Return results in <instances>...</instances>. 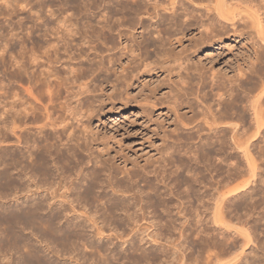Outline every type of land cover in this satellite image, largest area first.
<instances>
[{"label": "bare ground", "instance_id": "obj_1", "mask_svg": "<svg viewBox=\"0 0 264 264\" xmlns=\"http://www.w3.org/2000/svg\"><path fill=\"white\" fill-rule=\"evenodd\" d=\"M84 1V0H83ZM96 0H93V2H95ZM104 1V0H103ZM107 1V0H106ZM126 1V0H125ZM135 1H137V0H135ZM140 1H142V0H140ZM140 1L138 0V4H135V3H137V2H133V9L131 8V4L130 5H128V6H130V8L132 9V10H134V11H131V9H129L131 12H132V14H133V12H135V13H137V15L138 16H143V17H141L140 19H139V22L137 23L138 24V26L140 27V29H142L143 31H142V35H141V40H139V39H135V36H130L129 34V32H127V33H122V31H119V38H122V39H125L126 41V45L125 46H123V47H121L120 49H119V51H120V57H123L127 62H126V65L125 64H123V65H121V66H119V71H117V69L116 70H114L113 72H115V74L113 73V75H116L117 74V76L118 77H116V79H115V82H116V84L114 83V82H112V83H114L113 85L109 82V80L111 79L110 78V73H111V70L113 69H111V68H108V69H106V70H108V74H107V72L106 71H104V72H106V74H105V78H102V79H104L103 80V82H101V83H107V86H111L112 88V90L113 91H118V90H122V87H119V88H121V89H119L118 88V85L120 84V86L122 85L120 82H126L127 80H129V83H130V87H135L134 85L136 84V82H138L142 77H144V76H146V75H149V76H152V74H154L156 71H158V69H159V78L160 79H162L161 78V76L162 75H165L166 74V76L165 77H167L168 76V73H169V78H170V76H172L173 74L175 75V73H172V72H174L175 70H173L174 69V67L177 65L180 69H183V71L185 70V73L188 71V72H190V74L189 73H187L188 74V76L189 75H193L194 77L195 76H197V77H199L198 79H200V81H201V85H202V87H203V90H204V88L206 89V86H207V80L208 79H210V91L209 92H207V93H205V95H204V97H203V99L204 100H202L201 99V96H198L197 98L199 99V97H200V99L202 100V101H205V102H208V101H214V100H217V109H213V107L211 106V105H208V106H206V104H204V106L205 107H203V110L202 111H200V114L202 113V116L204 117V120L203 121H201L202 123L201 124H203V125H205V127L207 126V128H208V131H209V129H210V132H209V135H210V133H212V132H214L215 134V136H219L218 138H217V141H215L216 139H214V141L215 142H210V141H212V140H210V139H208L209 141L207 142V143H204V144H202L201 146H200V148L202 149V151L204 152L203 153V158L204 159H206V156H207V154L212 150V148L213 147H215V146H218V148L216 147V149H214L215 150V152L214 151H212L214 154L215 153H218V152H223V153H225L226 152V150L228 149H230L231 150V152H230V156H231V158L233 159V161H231V164H232V166H233V170L235 171V175H237V177L238 178H240L241 179V183L239 184V182L238 181H240V180H238L237 182V184H239L238 186L236 185V181H233V183H232V185L230 184L232 181H228L229 182V184L231 185H228L227 183V186L225 185V183H223L224 182V179L222 180V179H219L218 181H216L215 180V183H214V185L216 184V188L215 189H212V187H214L213 185H212V187L209 189V187L207 186V185H210V183H211V181L206 185L208 188L207 189H209L208 191H207V189H206V191H205V193H203V194H201L200 193V191H201V189H199L200 187H198V185L199 184H197L196 183V185H197V187H198V189H199V191H197L198 193H200L201 195L199 196L198 194L196 195V193H195V196L197 197V196H199V197H197V201L196 200H194V201H196L195 203H197V202H199L197 205L200 207V209H201V206H202V211H203V213H200L199 211H196V210H198L199 209V207L197 208V207H194V209H195V214H194V216H196V221H195V223L193 222L194 220H193V218L191 219V217H194L193 215L191 216V211H193L192 209H190V208H192L190 205V207H189V209L191 210H189V212H190V214L188 213H184V203L185 202H187L188 200L185 198V195H187V193H189V192H187L185 195H183L184 196V198L187 200V201H185L184 203L183 202H179L180 204H179V208L177 209V213L176 214H174L173 212H172V210H170L171 208V204L173 203V198H170V199H163V197H162V199H161V201H159V206L160 207H164V208H162L164 211H163V213H165L166 214V219H163L164 218V216H165V214H164V216H163V213L162 214H160V216H158L159 218L161 217H163L162 219L163 220H165L164 222H165V228L164 227H162V225H164V223H163V221L161 220L160 221V219H159V223L160 222H162V225L161 224H159V225H161V228L163 229H165V231L164 232H159V234L161 233H168V238H169V236H170V238H172V237H174L175 236V239L173 238V240H171L172 242H168L169 240H168V238L166 237V235H165V237L167 238H164L163 236V238H164V240H166L168 243H167V245L168 244H170V246H171V248H170V252L171 253H169V249L168 250H165V249H163V248H165V247H162V249H159V258H161L160 260H159V262L162 260V258L164 259L163 260V262H164V264H188V259H189V262H195V260H197L196 258H195V256H194V258L195 259H193V260H191L190 261V258L192 257V254L193 253H191L190 251H189V253H191L190 255L191 256H187V260L185 259V256H186V254L184 253L185 251H186V247L187 246H185V245H189V247H187V248H189V249H187V252H188V250H190V244L192 243V244H194V245H196L197 244V242H198V240L197 239H199V242L200 243H204L205 244V241H210V240H212L213 241V239L215 238V234H213L212 236L210 235V234H212L211 232L212 231H209V229L211 230L212 228L214 229V230H216V231H221L222 230V228H223V226L225 225L226 227H228L229 226V224L231 223V224H233L234 222H236L237 223V221H238V219H239V221H240V225H241V229L238 227L239 226V224L237 225L236 223H234V225L237 227V228H235V226L234 225H232V226H230V228H235V229H237V231L239 230V231H241V234H235L234 233V236L236 235V237H237V235L239 236V237H241L240 239L242 240L243 239V241L242 242H244V244L241 242V240H240V242H239V245H241V243H242V245L241 246H243L245 249H247V248H249L248 246L251 244V242H252V237L250 238V236H252L251 234H250V229L251 228H253V229H255V228H257V227H255L254 225H257V224H255L256 223V220L258 219H260V220H264V0H213L214 1V3L213 4H206L205 6H202L201 4V6L200 5H196V2H195V0H160V3L159 4H140ZM150 1V0H149ZM155 1V0H154ZM199 0H197V2H198ZM201 1V0H200ZM199 1V2H200ZM203 1V0H202ZM206 1V0H205ZM209 2H211L212 0H208ZM212 1V2H213ZM111 2V4H112V0L110 1ZM116 2V1H115ZM117 2H119V1H117ZM168 2V4H166ZM211 2V3H212ZM96 3V2H95ZM94 3V4H95ZM100 3H101V1H100ZM108 3H109V1H108ZM123 1H122V3H118L119 5H117V6H119V8L121 7H124V6H122L123 5ZM151 3V2H150ZM244 3H248V4H244ZM93 4V3H92ZM103 4V3H102ZM115 4V3H114ZM117 4V3H116ZM120 4H122V5H120ZM135 4V5H134ZM71 5V4H70ZM78 6L80 5V4H77ZM85 5V4H84ZM83 5V7H82V10H83V8L84 7H86L84 10H86L87 9V6H84ZM90 6H92L91 4H89ZM88 5V6H89ZM95 5H97V4H95ZM109 5V4H108ZM124 5H126V4H124ZM32 6V5H31ZM69 6V5H68ZM88 7L89 8V10H92L91 8L92 7ZM102 6V5H101ZM107 6V3L105 2V7ZM116 6V7H117ZM127 6V5H126ZM75 7H77L76 5L75 6H73V5H71V8H75ZM79 7H81V6H79ZM96 7V9H98L99 7H100V5L98 6V8H97V6H95ZM109 7V6H108ZM107 8V7H106ZM105 8V9H106ZM127 9L128 7H124V9ZM52 9V8H51ZM95 9V10H96ZM109 9H110V7H109ZM123 9V10H124ZM102 11V10H101ZM101 11H98V12H101ZM108 11V10H107ZM120 11V10H119ZM124 11H126V10H124ZM124 11L122 12V13H124ZM127 11H128V9H127ZM129 11V12H130ZM84 12V11H83ZM83 12H81L80 11V14L82 13V16H81V18L82 17H84L85 16V14H83ZM86 12V11H85ZM97 12V11H96ZM105 12H106V10H105ZM104 12V10H103V12H101V13H99L100 15L101 14H104L105 13ZM112 13H110V14H114L113 12L114 11H111ZM118 12V11H117ZM121 12V11H120ZM87 13H88V11H87ZM107 13V12H106ZM135 13L133 14V15H135ZM36 14V13H35ZM69 14V13H68ZM92 14V13H91ZM96 14V13H95ZM108 14V13H107ZM126 15L128 14L127 12L125 13ZM38 15V14H37ZM84 15V16H83ZM87 15V14H86ZM89 15V14H88ZM97 15H98V13H97ZM104 15H106V14H104ZM130 15V14H129ZM133 15H132V17H133ZM45 16V15H44ZM50 16V15H49ZM103 16V15H102ZM102 16H98V18L100 17V18H102ZM107 16V15H106ZM112 16V15H111ZM131 16V15H130ZM38 17V16H37ZM69 17V16H68ZM86 17V16H85ZM84 17V18H85ZM104 17V16H103ZM110 17V16H109ZM61 18V17H60ZM65 18V17H64ZM71 18V17H70ZM90 18H91V16H90ZM93 18H94V14H93ZM97 17H96V19H98ZM107 18V17H106ZM113 18V17H112ZM50 19V18H49ZM62 20H64L63 18H61ZM66 19V18H65ZM83 19V18H82ZM92 19V18H91ZM104 19V18H103ZM132 19V18H131ZM134 19H136V17L135 18H133V20ZM138 19V18H137ZM41 20V19H40ZM57 20L59 21V19L57 18ZM67 20V19H66ZM84 20H86V19H84ZM88 20H90V19H88ZM93 20V19H92ZM106 20H112L111 18H109V19H105V20H103L104 22L106 21ZM133 20H132V22L130 23L131 25H133L132 23H134L133 22ZM150 20L152 21L151 22V24H149V22H150ZM24 21V20H23ZM28 21V20H27ZM68 21L69 20H67V25L64 27V30L65 29H67V27L69 28L68 30H66L68 33H71V29H73V28H71L70 26H68ZM76 21V20H75ZM95 21V20H94ZM96 21H98V20H96ZM102 21V22H103ZM137 21V20H136ZM136 21H135V23H134V27H136L137 25H136ZM37 22V21H36ZM38 22H40V21H38ZM49 22V21H48ZM65 22V21H64ZM70 23H71V25H73L72 24V21L70 20L69 21ZM86 22V21H85ZM88 22H90V21H87L86 23H88ZM91 22H93V21H91ZM112 22V21H111ZM18 23H19V21H18ZM20 23H22V21H20ZM28 23V22H27ZM41 23V22H40ZM51 23V22H50ZM69 23V24H70ZM77 23V22H76ZM95 22H93V25H97V23H95ZM99 23H101L100 21H99ZM107 23V22H106ZM110 23V22H109ZM108 23V24H109ZM148 23V24H147ZM33 24V23H32ZM45 24V23H44ZM61 24V20H60V23L58 24L57 23V25H60ZM66 24V23H65ZM89 24V23H88ZM88 24H86V28L89 26ZM111 24H113V23H111ZM115 24V23H114ZM129 24V25H130ZM46 25V24H45ZM44 25V26H45ZM51 25H52V23H51ZM51 25H50V27H51ZM64 25V24H63ZM75 25V24H74ZM73 25V26H74ZM92 25V23L90 24V26ZM100 25V24H99ZM102 26H103V28L101 27V26H99V27H101L100 29L102 30V31H104V24H101ZM117 25V24H116ZM116 25H111V27L113 26H116ZM130 25V26H131ZM231 26V28H233L232 30L231 29H227L226 28V26ZM20 26V25H19ZM29 26V25H28ZM47 26H48V24H47ZM53 27L55 26V25H52ZM72 26V27H73ZM90 26L88 27V29H90ZM106 26H108V25H106ZM110 26V25H109ZM129 26V27H130ZM20 27H22V26H20ZM31 27H32V25H31ZM37 27H39V26H37ZM41 27H43V26H41ZM49 27V26H48ZM55 27H57V26H55ZM77 27V26H76ZM95 28H96V26H94ZM97 27H98V25H97ZM117 27V26H116ZM116 27H114V28H116ZM120 27H122V26H120ZM129 27L127 28L128 30H129ZM33 28V27H32ZM40 28V27H39ZM46 28V29H45ZM59 28H60V30H61V27L59 26ZM80 28V27H79ZM94 28V29H95ZM133 28V27H132ZM18 29H22L23 30V28H18ZM40 29H42V28H40ZM44 29L46 30L45 32L47 33V32H49V31H47V30H49V29H47V27H44ZM44 29H42V30H44ZM92 29H93V26H92ZM93 29V31L92 32H94L93 34H95V35H93L92 33H90V34H92V37H95L96 35H98V34H100V33H98V32H96L95 33V31H99L100 29L99 28H97V30H94ZM107 29V28H106ZM105 29V30H106ZM131 29V28H130ZM134 29V28H133ZM159 29V30H158ZM19 30V31H20ZM62 30H63V27H62ZM62 30H61V32H62ZM63 30V31H64ZM74 30V29H73ZM72 30V33L74 32ZM76 30V29H75ZM80 30V29H79ZM78 30V31H79ZM108 30V29H107ZM116 30V29H115ZM114 30V31H115ZM231 30V31H230ZM65 31V33H67ZM117 31V30H116ZM115 31V32H116ZM135 31V30H134ZM133 31V32H134ZM141 31V30H140ZM39 32V31H38ZM86 32H88L87 34H89V32L90 31H86ZM101 32V31H100ZM105 33L103 34L102 32V34H103V36L106 34V31H104ZM109 32H112L113 33V29L112 28H110V31ZM19 32H17L16 34L17 35H21V34H23L21 31H20V33L18 34ZM28 33V32H27ZM44 33V32H43ZM43 33H42V35H43ZM45 33V34H46ZM60 33V32H59ZM59 33L57 34V36H59ZM67 33V34H68ZM76 33V32H75ZM79 33V32H78ZM108 33V32H107ZM112 33L109 35V33L107 34L108 36H111L112 35ZM132 33V32H131ZM16 34H15V36H16ZM39 34V33H38ZM38 34H37V36H38ZM44 34V35H45ZM51 34H53V35H55L54 34V31H53V33H52V31H51ZM66 34V36L64 37V35H60L59 36V38H52V42H50L48 45L49 46H47L46 44V48L48 49H46L44 46H42L43 47V49L45 48V50H47V51H49V53L50 54H48V56L47 55H45V60H43L44 58H41L42 56H39L38 57V54L40 53H38V47H37V56H35V54H34V52H33V54L34 55H32V54H29L30 56H31V58L32 59H29L30 57H26L27 59H29L28 60V62L29 63H27V62H25V61H23L22 59H24L25 60V58H23L24 57V55L22 56H20V49H19V51H17V54H16V50L14 49L15 47L17 48L18 47V45H20V46H24L23 45V43L25 42V38L26 37H24V39H23V35L21 36V37H15V39H13V40H11V41H13L16 45H15V47H14V44H13V49L15 50H13V51H11L10 49V51L9 50H7L5 47H8L9 46V44L8 43H6V44H8L7 46H4L5 44L3 43V42H1V43H3L2 45V47H3V49H1V45H0V52H1V56H0V62H1V66H2V68H3V76H2V81L3 82H6V84L8 83V82H10V81H8L9 80V78H7V76L5 75L6 74V72H5V74H4V67H5V63L6 64H8V66H10L9 65V63H8V60L6 61V59H7V56L9 55V56H11L12 55V53L13 52H15V54L16 55H18V53H19V55L18 56H20L21 57V60H20V57L18 58V57H16V55L14 56V57H16V59H17V61L18 62H16V65H12L14 62V60L12 61V64H11V66H15V67H12V68H14V69H12V68H10V70L12 69V71L10 72V71H8V72H10L11 74H9V76L11 77V79H13L14 77L16 78L17 77V75H22L21 73H23V75L26 77V79H34L36 76H40V77H45L43 80H45V82L44 83H42V85L40 86V85H38L39 84V82H38V84H37V81H36V83H32V82H34V80L33 81H31V83L33 84H30L32 87L35 85V84H37V85H35L36 87L33 89V91H32V87H31V90H30V92L29 91H27V89H26V91H27V93L26 92H24L25 91V88L23 89L24 91V93H26V94H28V96L29 97H32V96H34V97H38V98H40V101H41V99H43V97H44V95H42V93H44V91H42L41 92V90L43 89V88H46L47 89V92L49 91V89L51 90V88H52V91H53V88L55 89L57 86L58 87H61V86H59L62 82H64V83H62V84H64L63 86L65 87L64 88V93L65 94H67L66 95V100H67V103L65 104V105H63V106H61V104H60V106L66 111L65 113H67V115H68V113H69V116H67V117H71V119H69V121H72L73 119H76V117L78 116L79 117V114H83V113H80V108L82 107V110H83V112H84V110H86L87 108H89V109H87L88 111L90 110V107H92V106H94V108H95V104L93 105V103L96 101H94L92 98H94V99H96V98H98V100H99V97H100V95L101 94H99V95H97L96 93H97V91H95L96 93V95L94 96V95H92L94 92L91 90V91H89V88L91 87V86H89L88 84H84V83H81V81H80V83H78L79 82V80H80V74H77L76 73V71H74L72 68H69L70 66H68V69L65 71L66 73H67V75H68V77H66L65 75H64V77H62L63 75H62V73H61V71L63 70L64 71V69L62 68V70L60 69L61 67H60V65L59 64H61V66H63V67H65V66H67V64H68V61H69V59H68V61L66 60V59H64V58H67V56H66V53H71L72 51H70L69 52V50H68V47H70V43L68 42V41H66V38H67V36H69L70 34H68L67 35ZM114 34V33H113ZM137 34V33H136ZM156 34V35H155ZM43 35V36H44ZM46 35H48V33L46 34ZM45 35V36H46ZM78 35H80V34H78ZM84 35V34H83ZM155 35V36H154ZM195 35V36H194ZM25 36V35H24ZM43 36H41V37H43ZM76 36H77V34H76ZM76 36H73L72 38H74V39H76L75 37ZM89 35H87V37H88ZM103 36H101V37H103ZM113 36V35H112ZM111 36V37H112ZM139 36V35H138ZM192 36V37H191ZM14 37V36H13ZM47 37V36H46ZM51 37H53L52 35H51ZM79 37V36H78ZM90 37V36H89ZM88 37V38H89ZM91 37V38H92ZM99 37H100V35H99ZM99 37H97V39L99 38ZM105 37H107L106 35L103 37V38H105ZM117 37V36H116ZM136 37H137V35H136ZM11 38V37H10ZM10 38H9V40H10ZM30 38V37H29ZM33 38V37H32ZM88 38H85V39H88ZM110 38V37H109ZM113 38H114V36H113ZM113 38H110V39H113ZM189 38V39H188ZM224 38L225 39H229L230 41H233V42H235V43H240V42H242V41H244L245 42V45L243 46V44H242V46H243V48H242V50H241V53H240V61H239V65H238V67H237V69H236V74H233V75H235V76H233L232 78L231 77H229L228 78V75H226V74H223V71H221V70H219V68L222 66L221 65V63H220V60L222 59L221 58V53H216L215 54V52H214V54L212 53V52H210V51H212V50H214V49H216V50H219L221 47H223V44H224ZM6 39H8V38H6ZM26 39H28V37L26 38ZM37 39V38H36ZM43 40H44V38H42ZM48 39V38H47ZM47 39H46V42H47ZM73 39V40H74ZM78 39V38H77ZM76 39V40H77ZM95 39V38H94ZM242 39V40H241ZM5 40V39H4ZM29 40V39H28ZM34 40V41H33ZM33 46H34V42L36 43H38V41H35V39L33 38ZM68 40V39H67ZM90 40V39H89ZM88 40V41H89ZM96 40V39H95ZM32 41H31V39H30V41H27L26 40V42H29V43H32ZM78 41H79V39H78ZM44 42V41H43ZM0 43V44H1ZM9 43H10V41H9ZM36 43V44H37ZM62 43V45H60ZM188 43V45H185V44H187ZM12 44H10L11 46H12ZM25 44V43H24ZM28 44V43H27ZM26 44V45H27ZM39 44V43H38ZM73 44V43H72ZM99 44V43H98ZM226 44V43H225ZM224 44V45H225ZM240 44V45H241ZM30 45H32V44H30ZM75 45V44H74ZM89 45V44H88ZM91 45V44H90ZM89 45V46H90ZM94 45V44H93ZM92 45V46H93ZM96 45L97 44H95V46H93L94 48H93V50H97V48H95L96 47ZM227 45V44H226ZM233 45V44H232ZM33 46H32V48H33ZM39 46V45H38ZM77 46V45H76ZM86 46H87V44H86ZM88 46V47H89ZM24 47H26V46H24ZM29 47V46H28ZM28 47H26V48H22V50L23 49H25V50H27V48ZM35 47V48H36ZM41 47V46H40ZM41 47V48H42ZM67 47V48H66ZM72 47V46H71ZM70 47V48H71ZM77 47H80V46H77ZM76 47V48H77ZM105 47V46H104ZM235 47V46H234ZM240 47V46H239ZM19 48V47H18ZM29 48H31V47H29ZM108 48H109V46H108ZM43 49H41L40 50V48H39V50L40 51H42ZM77 49H79V48H77ZM90 49H92V47H90ZM178 49H180L179 51H177ZM227 49H228V46H227ZM29 50V49H28ZM28 50H27V53H28ZM76 50V49H75ZM75 50H73L74 52H77V51H75ZM80 50V49H79ZM195 52H200V51H205V56H204V60L207 62L208 61V63L209 64H211L212 65V63H216V67L217 66H220L219 68H218V70L220 71L219 73L217 72L218 70H216V71H214L215 69H213V72L215 73V74H212L211 73V75L210 74H208L207 75V73L208 72H206L208 69H207V67H205V63H203L204 65L202 66L199 62V64L201 65H198V64H196V62H193V57H192V53H194V51ZM6 51H9L8 53H11V55L10 54H8L7 56H6ZM63 51V52H62ZM81 51V50H80ZM80 51H78L79 53H80ZM193 51V52H192ZM30 52V51H29ZM31 52H32V50H31ZM30 52V53H31ZM44 52V51H43ZM42 52V53H43ZM74 52H72V53H74ZM111 52V51H110ZM227 52V51H226ZM22 53V52H21ZM25 53V52H24ZM44 53H48V52H44ZM71 53V54H72ZM78 53V55H79V57H80V54ZM84 52H82V54H83ZM103 53V52H102ZM105 53V52H104ZM151 53H153L155 56L157 55V57L159 58H157L158 60H159V62H158V60H157V62L159 63V68H158V63L157 62H148L147 60H148V58L147 59H142V58H139L140 56H143L144 54L145 55H147L148 57H150L149 56V54H151ZM76 54V53H75ZM95 54V53H94ZM201 54V53H200ZM224 54V53H223ZM28 55V54H27ZM27 55H25V56H27ZM28 55V56H29ZM39 55H41V54H39ZM43 55V56H44ZM77 55V56H78ZM85 55H87L88 56V54H86V52L83 54V56L85 57ZM100 55V54H99ZM102 55V54H101ZM119 55V54H118ZM152 55V54H151ZM153 55V56H154ZM47 56V57H46ZM68 56H70V55H68ZM97 56V55H96ZM200 56V55H199ZM13 57V58H14ZM118 57V56H117ZM143 57H145L146 58V56H143ZM12 58V56H11V59H13ZM72 58V56L70 57V59ZM86 58V57H85ZM151 58H152V56H151ZM155 58V57H154ZM200 59H201V57H199ZM198 58V60L200 61V59ZM8 59H10L9 57H8ZM10 59V60H11ZM97 59V58H96ZM150 59V58H149ZM203 59V58H202ZM226 59H228V58H226ZM72 60V59H71ZM102 60V59H101ZM118 60V59H117ZM124 60V61H125ZM204 60H203V62H204ZM230 60V59H229ZM16 61V60H15ZM73 61H74V57H73ZM99 61V60H98ZM109 61V60H108ZM121 61V60H120ZM120 61H118V62H120ZM150 61V60H149ZM153 61H154V59H153ZM195 61V60H194ZM107 62V61H106ZM225 63H227V61H224ZM231 62V61H230ZM75 63V62H74ZM73 63V64H74ZM125 63V62H124ZM225 63H223V65L225 66L224 68H226V64ZM15 64V63H14ZM69 64H71L70 63V61H69ZM72 64V65H73ZM97 64H98V62H97ZM99 64H103V63H99ZM98 64V65H99ZM115 64H117V63H115ZM122 64V63H121ZM228 64V63H227ZM57 65H59V69L61 70H59L58 69V67H57ZM71 65V66H72ZM76 65H79V64H76ZM82 65V64H81ZM84 65V64H83ZM104 65V64H103ZM119 65V64H118ZM74 66V65H73ZM85 66V65H84ZM100 66V65H99ZM102 66V65H101ZM101 66H100V68H101ZM111 66V65H110ZM112 66H114V65H112ZM213 66V65H212ZM76 67H77V69H78V67L79 66H75V67H73V68H75L76 69ZM228 67V66H227ZM7 68V67H6ZM17 68V69H16ZM82 67L80 66V69H81ZM99 68V70H101L100 72L102 73V69H100ZM102 68H104V66L102 67ZM115 68H117V65H116V67ZM210 68V67H209ZM212 68V67H211ZM223 68V69H224ZM231 68V66L230 67H228V68H226L225 70L227 71V70H229ZM9 69V68H8ZM7 69V70H8ZM80 69L78 70V71H80ZM207 69V70H206ZM233 69V68H232ZM82 70H84L83 68H82ZM103 70H105V69H103ZM211 70V69H210ZM231 70V69H230ZM1 71H2V69H1ZM0 71V72H1ZM21 73H20V72ZM62 71V72H63ZM109 71H110V73H109ZM212 71V70H211ZM7 72V73H8ZM18 72H19V74H18ZM64 72V73H65ZM104 72H103V74H104ZM210 72V71H209ZM29 76V77H27L26 76V74ZM99 73V72H98ZM193 73H195V74H193ZM217 73V74H216ZM226 73V72H225ZM228 73V72H227ZM234 73H235V71H234ZM1 74H2V72H1ZM1 74H0V77H1ZM151 74V75H150ZM8 75V74H7ZM60 75H62V76H60ZM83 75V74H82ZM97 75H99V77H100V73L99 74H97ZM209 75H210V77H209ZM101 76H103V75H101ZM230 76V75H229ZM18 77H20V76H18ZM53 77H58L57 79L59 80V82L58 83H54V86H53V83L51 82V78H53ZM62 77V79H60ZM186 77V79H187V76H185ZM192 76H190V78H191ZM209 77V78H208ZM193 78V77H192ZM5 79H7V80H5ZM18 79V78H17ZM15 79V81L14 82H18V80H20V79ZM51 79V80H50ZM146 79V78H145ZM177 79V78H176ZM175 78H174V81L176 80ZM194 79V78H193ZM192 79V80H193ZM195 79H197V78H195ZM198 79H197V81H198ZM14 80V79H13ZM35 80H36V78H35ZM60 80H62V82H60ZM141 80H143V79H141ZM140 80V81H141ZM162 80H164V79H162ZM177 80H179V79H177ZM177 80H176V82H177ZM8 81V82H7ZM84 81V80H83ZM168 81L170 82V79H168ZM172 81H173V79H172ZM189 81L191 82V79H189ZM199 81V82H200ZM13 82V81H12ZM11 82V83H12ZM13 82V83H14ZM20 82H21V80H20ZM30 82V81H29ZM85 82V81H84ZM142 82H144V80L142 81ZM168 82V83H169ZM176 82H172V84H171V86L169 85V87L170 88H172V90L170 89V91H173V87L176 85V84H178V83H176ZM189 82V83H190ZM194 82V81H193ZM11 83H8L9 84V86L10 85H12ZM19 83V82H18ZM60 83V84H59ZM78 83V84H77ZM100 83V84H101ZM105 83V84H106ZM128 83V82H127ZM127 83H125V86H127ZM3 84V83H2ZM7 84V85H8ZM15 85H16V83H14ZM20 84V83H19ZM22 84V83H21ZM57 86H56V85ZM103 84H101V85H103ZM198 84H200V83H198L197 82V86H198ZM6 85V86H7ZM14 85V86H15ZM137 85V84H136ZM0 86H2L1 85V80H0ZM3 86H5V83H4V85ZM19 86V85H18ZM21 86V85H20ZM25 86V85H24ZM38 86V87H37ZM94 86V85H93ZM98 86H99V84H98ZM98 86H95V89L98 87ZM200 86V85H199ZM58 87H57V89H58ZM128 87H129V85H128ZM139 87V86H138ZM142 87V86H141ZM185 87V86H184ZM190 87V86H189ZM18 88V87H17ZM15 89V87H14V89L17 91L18 89ZM62 88V87H61ZM61 88H59V89H61ZM117 88V89H116ZM186 88V87H185ZM200 88H201V86H200ZM200 88H198V89H200ZM0 89H1V87H0ZM3 89L5 90V88L3 87ZM2 89V90H3ZM8 89H9V87H8ZM10 89H13V87H11ZM9 89V90H10ZM22 89H19L17 92H16V94L17 93H19V95H20V92H22ZM30 89V88H29ZM57 89L56 90H54L53 92L54 93H56L55 91H57ZM58 89V90H59ZM168 89V90H169ZM186 89H188V87L186 88ZM7 90V89H6ZM5 90V91H6ZM9 90H7L6 92H7V94L9 93L8 91ZM98 90V89H97ZM105 90V89H104ZM174 90H177V87H176V89H175V87H174ZM190 90H192V89H190L189 88V92H188V90H186V91H184V94H183V92H182V97H189V94H190ZM20 91V92H19ZM32 91V92H31ZM60 91V90H59ZM160 91L161 90H159V94H160ZM1 92V91H0ZM4 92V91H3ZM29 92V93H28ZM46 91H45V95H49L50 93L49 92H51V91H49L48 93H47ZM53 92H52V94H53ZM119 93H120V91H118ZM123 92V91H122ZM205 92V91H204ZM11 93H12V91H11ZM14 93V92H13ZM12 93V94H13ZM47 93V94H46ZM57 93H59L58 91H57ZM56 93V94H57ZM63 93V92H62ZM113 93V92H112ZM117 93V92H116ZM172 93V92H171ZM171 93H170V95H171ZM176 93H178V92H176ZM191 93H192V91H191ZM0 94H2V96H3V93L1 92ZM5 94V93H4ZM6 94V95H7ZM12 94H10V95H8V96H10V97H12L11 99H12V101H13V96H15L16 94L14 93V95L13 96H11ZM65 94L64 95H62V96H64L63 98H65ZM86 94H90V95H86ZM122 94V93H121ZM124 94V93H123ZM127 94V93H126ZM130 94V93H129ZM162 94H164L163 92H162ZM167 94V93H166ZM166 94H164V95H166ZM173 94H174V92H173ZM171 95V96H173V98H177V97H174V95H176L177 96V94H174V95ZM196 94H198L197 92H196ZM196 94H194V95H196ZM37 95V96H36ZM54 95V94H53ZM58 95H60V94H57V96H55L57 99H54V97H52V96H48V98H53L54 100H57L58 102H59V100H58ZM86 95V96H85ZM128 95V94H127ZM164 95H162V97L164 96ZM168 96H169V92H168V94H167ZM191 95V94H190ZM2 96H0V98L2 97ZM7 96V97H8ZM17 96H18V94H17ZM17 96L16 97H14L15 99L17 98ZM21 96H22V93H21ZM20 96V97H21ZM28 96H24L23 95V97H21V99L18 97V99H16V100H19V101H15L14 100V102H12L11 100V102H9V103H11L10 105H9V103L6 101V99H7V97L4 95V97H2V99H1V103L2 104H0V106H2L1 107V114H0V127L2 128H0V131H2L1 133H2V142H1V138H0V142L2 143V147H4V144H6V142H8L7 141V134H6V131H7V133H10V132H8V130L9 131H11L12 132V134H13V136L14 135H16V139L17 140H15V144H16V146L18 145V142H20V141H18V138H19V140L20 139H22L23 137L22 136H24L23 135V133H22V136L20 135V131L22 130V128H25L24 130H27L26 132H28V131H31V130H28V128H26L27 126H28V124L29 123H24V121L26 122V121H28V120H32V122H33V120H35V119H37V118H39L38 117V112H36V110H35V108L34 107H36L35 105L33 106V104H32V101L30 102V99H29V97ZM83 96V98H81ZM85 96V97H84ZM123 96V95H122ZM129 96V95H128ZM128 96H124L125 97V99L126 98H129ZM6 97V98H5ZM25 97H28V98H25ZM114 97H115V95H114ZM160 97V96H159ZM165 97V96H164ZM163 97V98H164ZM214 97H216V99H213ZM44 98H47V96L46 97H44ZM48 98L46 99V100H48ZM60 98V97H59ZM101 98V97H100ZM117 98V97H116ZM154 98V96L153 97H151V99L150 100H152ZM169 98H170V96H169ZM168 97L166 98V99H164L165 100V103H163V104H167L166 102H168V100L167 99H169ZM196 98V99H197ZM34 99V98H33ZM90 99H92L94 102H91L90 103V101H89V103H90V107H87V106H89L88 104V100H90ZM115 99V98H114ZM131 99V98H130ZM134 99V98H133ZM133 99H131V101L133 100ZM171 99H172V97H171ZM195 99V101L198 103V99L196 100ZM35 100H37V101H34V102H37L38 103V101H39V99H37V98H35ZM46 100H43V101H46ZM50 100V99H49ZM70 100H75L74 102H75V104L74 103H71V104H74V106H70V104H69V102H72V101H70ZM91 100V101H92ZM104 100V99H103ZM102 99L100 100V101H98V102H102L103 101ZM112 100H113V98H112ZM118 100V99H117ZM136 99H134L133 101H135ZM144 100V99H143ZM147 100V99H146ZM167 100V101H166ZM175 100H177V99H174V101ZM178 100H179V98H178ZM175 101V103L176 102H179V101ZM182 100V99H181ZM181 100H180V102H181ZM194 100V99H193ZM9 101V100H8ZM40 101H39V103L37 104V105H39L40 104ZM52 99L50 100V102H48L49 104L50 103H52L53 102V104H50V105H48V107L50 106L51 107V105L53 106H55V104L57 105V103H56V101H55V103H54V101H52ZM61 101V100H60ZM109 101V100H108ZM129 101V100H128ZM172 101V100H171ZM188 101V100H187ZM200 101V100H199ZM202 101H200V103H198V105L199 104H201V102ZM83 102H85V103H87V104H85L86 105V109H83V107L85 106H81V104L83 105L84 103ZM97 102V101H96ZM97 102V103H98ZM113 102V101H112ZM137 103H139L138 101H136ZM141 102V101H140ZM159 102L161 103V98H159ZM169 102H170V100H169ZM168 102V103H169ZM196 102H195V105H196ZM96 103V104H97ZM104 103V102H103ZM103 103H99V105L100 104H103ZM129 103H130V101L129 102H125V103H123L122 104V106L120 105V107H119V109H125V108H127V107H129L130 105H129ZM136 103V104H137ZM147 103V102H146ZM145 103V104H146ZM159 103V104H160ZM172 103V105L173 106H170L171 108L172 107H174V108H177V107H175L176 106V104L174 105L173 104V102H171ZM170 103V104H171ZM204 103V102H203ZM44 105V104H46V102H41V105ZM58 104V105H59ZM145 104H140V105H137L136 107L138 108V109H140L141 111L142 110H144L146 107H147V104H146V107L144 106ZM189 104V103H188ZM191 104V103H190ZM189 104V105H190ZM192 104H193V102H192ZM191 104V105H192ZM47 105V104H46ZM46 105H44V107L46 106ZM92 105V106H91ZM98 105V104H97ZM161 105V104H160ZM159 105V106H160ZM177 105H178V103H177ZM188 105V106H189ZM215 105V106H216ZM40 106V105H39ZM53 106V107H54ZM114 105H112V107H113ZM119 106V105H118ZM118 106H116V107H118ZM168 106V107H169ZM178 106H180V103H179V105ZM42 107V106H41ZM40 107V108H41ZM48 107H45L46 109H47V111L46 112H44V113H46L45 115H46V118H45V120L44 119H41L43 116H41L40 118H39V120L41 121V120H44L42 123L45 125V127H43L44 125H42L41 124V122H40V124L42 125V129L43 128H45L46 130H47V128L49 127V133H50V135H49V133L48 132H46V135H48L49 137L51 136L54 140H57L56 139V137L58 138V136L59 135H57L58 133L59 134H67L66 133V129L68 128L67 126H69V125H67V119H63V117H62V114L60 115V113H55L56 112V110H58L59 108H58V106H55L56 108H58V109H55V111H54V109H53V107H52V109L50 110ZM99 107V106H98ZM167 107V108H168ZM194 107H196V106H194ZM193 105L192 106H190V107H188L189 109H190V112H193ZM199 107V106H198ZM197 107V108H198ZM201 107V106H200ZM40 108H36V109H40ZM94 108H92V109H94ZM100 108H102V107H100ZM99 108V109H100ZM96 109L98 110V108L96 107ZM112 109V108H111ZM136 109V108H135ZM147 109H149V108H146L145 110L147 111ZM178 109V108H177ZM42 110V109H41ZM40 110V111H41ZM86 110V111H87ZM117 110V109H116ZM144 110V111H145ZM172 111H174L175 109H171ZM196 110V109H195ZM58 111H60V110H58ZM92 111V110H91ZM91 111H90V113H91ZM94 111H96V110H93V113H96V112H94ZM103 112H104V110H102ZM102 111H99L98 110V112L97 113H101ZM119 111V110H118ZM42 112V111H41ZM41 112H39V114L41 113ZM82 112V111H81ZM112 112H115L113 109H112ZM133 111H131V113L130 114H135V113H132ZM137 112V111H136ZM140 112V111H139ZM139 112H137L138 114L137 115H139ZM143 112V111H142ZM86 113V112H85ZM88 113V112H87ZM86 113V114H87ZM89 113V114H90ZM121 113V112H120ZM141 113V112H140ZM177 113V112H176ZM186 113V112H185ZM184 113V114H185ZM199 113V112H198ZM42 114V113H41ZM56 114H58V115H60L61 116V119H63V120H59L60 118L59 117H57L56 116ZM85 114V115H86ZM183 114V115H184ZM88 115V114H87ZM91 115V114H90ZM89 115V116H90ZM97 115V114H96ZM121 115V114H120ZM143 115V114H142ZM186 115V114H185ZM183 116V118L184 119H186V120H189L188 118L190 117H192V116H189V114L188 115H186V116ZM82 116H84V115H82ZM92 116H93V114H92ZM167 116V115H166ZM181 116H182V114L179 116V117H177L176 116V119H181ZM187 116H189L188 118H185V117H187ZM196 116L199 118V116H198V114H196ZM202 116H200V117H202ZM77 117V119H81L80 117L78 118ZM96 117V116H95ZM109 117V116H108ZM85 118V117H84ZM83 118V119H84ZM87 118H91V116L90 117H86L85 119H87ZM114 118V117H113ZM112 118V119H113ZM76 119V120H77ZM82 119V120H83ZM98 119V118H97ZM175 119V120H176ZM227 119H232L231 121H228ZM235 120V122H234V120ZM46 120H47V123H49V125L47 124H45L46 123ZM82 120H80L81 122H82ZM101 119L99 118L98 119V121H100ZM109 120H111V118H109ZM191 120V119H190ZM192 120H193V118H192ZM225 120H227L226 122H225ZM18 121H19V123H18ZM20 121H21V124H20ZM22 121H23V123H24V125L22 124ZM37 121V120H36ZM36 121H34V122H36ZM177 121V120H176ZM185 121V120H184ZM195 121H197V119L196 120H194V122ZM224 121V122H223ZM45 122V123H44ZM73 122V121H72ZM79 122V121H78ZM78 122H77V124L75 123V122H73V123H75V125H79L78 124ZM86 122V121H85ZM88 122V121H87ZM193 122V121H192ZM193 122V123H194ZM223 122V123H222ZM16 123H18L19 125H23L22 126V128L20 129V127H18L19 125H16ZM38 123V122H37ZM72 123V124H73ZM80 123V122H79ZM83 123H84V120H83ZM179 123H182V121L180 122V120H179ZM178 123V124H179ZM25 124H27V126L25 125ZM81 124V123H80ZM184 124H186V127H187V129H188V124H190L189 125V127L191 126V123L189 122L188 124L185 122ZM195 124V123H194ZM197 124V123H196ZM195 124V125H196ZM198 124H200V123H198ZM15 125L17 126V127H15ZM32 125H36V124H33L32 123ZM32 125H30L29 124V126H32ZM61 125V128L60 129H58V126H60ZM85 125V124H84ZM88 125V124H87ZM98 125V124H97ZM174 125V124H173ZM176 125H177V123H176ZM181 125V124H180ZM182 125H183V123H182ZM25 126V127H24ZM70 126H72L71 124H70ZM69 126V127H70ZM73 126H74V124H73ZM86 126V125H85ZM89 126V125H88ZM184 126V125H183ZM182 126V127H183ZM201 125H199V127H198V125H197V127H198V131H200V130H202V129H200L199 130V128H201L200 127ZM10 127V129H8ZM34 128H36L35 126H33ZM32 127V128H33ZM75 127V126H74ZM74 127H72L73 129H74ZM78 127H81L80 125L78 126ZM176 127V126H175ZM193 127V126H192ZM202 127H204V126H202ZM204 127V128H205ZM31 128V127H30ZM31 128V129H32ZM41 128V127H40ZM76 128L77 127H75V131L73 130V129H68L67 131L69 132V135H68V137H66V138H68L69 139V141H75V142H73V143H71V145H72V147L73 148H71L70 150H73L74 149V151L73 152H71L70 150L69 151H67L65 148H63L62 150H63V152H65V150H66V155L63 153V154H61V155H65V156H67L68 154V156H71L70 157V160L72 161V163H73V165H75V167L74 168H77L76 170V176H77V180H84V181H82L84 184H86V182L85 181H87L88 180V184H87V187L85 188V190H82V192L83 193H81V192H79V193H81V195H82V197L83 198H86V197H91L92 196V194H93V196H96V195H94V193H95V191H96V189L98 190L97 192H101V191H99V189L98 188H100V189H102V192H104L105 193V190L107 189V188H110L111 190L112 189H114V181L115 180H117V178H119L120 176L122 177V175H118V173H120V172H118V173H114V172H116V171H112V168L111 167H109L110 165H108V164H110V162H108L107 163V161L109 160H106V158L104 159V158H102V159H99L97 156H94L93 154H94V146L93 147H90L91 145H90V142H91V144H92V141L90 140V138H91V135L89 136L88 134V136H85V134L88 132H85V131H83V132H85V134L84 133H82V137L80 136H76V134H77V132H79V131H76ZM84 128V127H83ZM204 128H203V131H204ZM15 129H20L19 130V134L18 135H20L22 138H20L19 136H17V133H15ZM45 129L44 130H41L40 129V132L42 133V131H43V133H42V135H44L45 134ZM78 129V128H77ZM87 129H90V128H88L87 127ZM86 129V130H87ZM181 129V128H180ZM191 129V128H190ZM190 129H189V131H190ZM196 129V128H195ZM195 129H191V130H193V131H191L190 133H195ZM206 129V128H205ZM38 130H39V127H38ZM80 130V129H79ZM83 129H81V131H82ZM84 130H85V128H84ZM94 130V129H93ZM32 131H36V130H33L32 129ZM72 131H74V134H71L72 133ZM181 131H184V129L182 128L181 129ZM185 131L187 132V130L185 129ZM198 131H196L197 132V135L201 132H198ZM202 131V132H203ZM212 131V132H211ZM21 132H23V130L21 131ZM24 133V134H26V135H28L29 136V134H31L30 132H29V134H27V133ZM39 131H37L36 132V134L38 133ZM71 132V133H70ZM76 132V133H75ZM93 132V131H92ZM0 133V134H1ZM41 133H39V138H40V134ZM48 133V134H47ZM80 133V132H79ZM89 133H91V132H89ZM188 133V132H187ZM186 133V134H187ZM190 133H188V134H190ZM34 134V133H33ZM32 134V135H33ZM213 134V133H212ZM211 134V135H212ZM31 135V136H32ZM79 135V134H78ZM202 135V134H201ZM9 136V135H8ZM10 136H11V134H10ZM12 136V137H13ZM28 136L26 137L25 136V138H28ZM47 136V138H46V140L47 139H49V137ZM62 136V135H61ZM60 136V137H61ZM200 136V135H199ZM199 136L197 137V138H199ZM12 137H11V139H12ZM30 137V136H29ZM33 137V136H32ZM51 137H50V139H51ZM64 136H62V138H63ZM186 137H187V135H186ZM202 137L203 136H201V138L200 139H202ZM213 138H214V136H212ZM211 137V138H212ZM14 138H15V136H14ZM34 138H35V136H34ZM39 138H37V140L39 139ZM66 138H63L64 139V142H65V139ZM94 138V137H93ZM3 139L5 140V142L3 141ZM61 140V138H58V140ZM92 139V138H91ZM9 140V139H8ZM13 140V139H12ZM27 140H32L31 139V137H30V139H27ZM36 140V139H35ZM34 140V141H35ZM35 141V142H32V143H34V144H37L36 146H38V141ZM41 140V138L39 139V141ZM52 140V139H51ZM50 140V141H51ZM53 140V142H55ZM58 140H57V142L56 143H60L61 144V142L62 141H60V142H58ZM95 140V139H94ZM206 140V139H205ZM204 139L202 140V142L203 141H205ZM23 141V140H22ZM42 141V140H41ZM40 141V142H41ZM49 140H48V142H50ZM66 141H67V139H66ZM69 141H68V143H69ZM207 141V140H206ZM205 141V142H206ZM11 141H9L8 143H10ZM17 142V143H16ZM36 142H38V143H36ZM52 141H51V143H53ZM62 143V144H66L67 146H69L66 142L65 143ZM95 142H97V141H95ZM176 142V141H175ZM179 142H181V141H179ZM7 143V144H8ZM13 143V142H12ZM23 143V142H22ZM31 143V144H32ZM50 143V144H51ZM55 143V144H56ZM75 143V145H73ZM167 143V142H166ZM165 143V144H166ZM170 143V142H169ZM172 143V142H171ZM174 143V142H173ZM171 144V146L172 145H174V144ZM24 144H25V141H24ZM23 144V145H24ZM26 144H27V142H26ZM30 144V142H29V145H31ZM41 144H43L42 142L39 144V146L41 145ZM59 144V145H60ZM70 144V143H69ZM96 144V143H95ZM184 144V143H183ZM1 145V144H0ZM9 145V144H8ZM29 145H28V147H29ZM46 145H48L47 143H46ZM169 145V144H168ZM19 146V145H18ZM17 146V147H18ZM24 146H26V145H24ZM33 146V145H32ZM32 146L30 147L31 149H33L32 148ZM35 145L33 146L34 148L36 147ZM50 146H54V144H52V145H50ZM49 145L47 146V147H50ZM63 146V145H62ZM66 146V147H67ZM176 146H178V144L176 145ZM181 146H183V145H181ZM1 147V146H0ZM1 147V148H2ZM6 147H8L7 145H6ZM10 147V146H9ZM20 148H22L23 146H19ZM18 147V151H19V148ZM46 147V148H47ZM55 147V146H54ZM53 147V148H54ZM65 147V146H64ZM166 147V146H165ZM179 147V146H178ZM184 147V146H183ZM183 147H181V148H183ZM186 147V146H185ZM184 147V148H185ZM212 147V148H211ZM12 148V147H11ZM24 148V147H23ZM37 148V147H36ZM69 148H70V146H69ZM90 148H93L92 150V152H93V154L91 153V151H90ZM167 148V147H166ZM172 148H175V145H174V147H172ZM171 148V149H172ZM177 148V147H176ZM189 148V147H188ZM211 148V150L209 151V149ZM16 149V148H15ZM29 149V148H28ZM57 149V148H56ZM65 149V150H64ZM169 148H167V150H168ZM170 149V150H171ZM178 149V148H177ZM21 150V149H20ZM35 150V149H34ZM55 150V149H54ZM59 150V149H58ZM97 150V149H96ZM103 150V149H102ZM166 150V149H165ZM186 150V149H185ZM188 150V149H187ZM229 150V151H230ZM1 155H0V157H1V165H0V167H2V169H1V171H0V210H1V212L2 211H4V213H8V215L9 216H11V217H13L14 219H12L11 220V217H7V219L5 218L6 216L3 214V217L8 221V219H9V221H10V225L11 226H8L7 225V221L6 220H4L3 219V221L5 222V226L7 225V227L6 228H9V227H11L10 229H11V242H10V239H9V236L6 234V237L9 239L8 241L10 242H8L7 244V246H9V245H11V243H13L12 242V239L13 238H15V236L17 235H19V234H17L18 233V231H16L17 229H19L17 226L18 225H25V227H27L28 225V227L29 228H31V230H32V232H33V230L35 229V235H36V233H37V231L39 230V226H41V225H43V224H48L47 226H45V225H43V226H45V227H47L48 228V226H49V228L53 231V232H56L55 230L56 229H54V227H56L57 226V224L61 221V217H63V220L62 221H64L65 222V220L68 222V224H67V222H66V224L67 225H69L72 229L73 228H75V230H76V228H79L80 230H81V232L83 231L82 230V228L84 229L85 228V226L89 223L90 225H91V228H92V230H93V227L96 225V220H97V218H96V220H92L93 218L91 217L93 214H87V213H89V212H84V213H82L83 211L81 210L82 208L81 207H79L80 205H79V203L78 202H76V200L77 199H73V197H76L77 198V194H79L77 191H78V188H79V186H78V184H76L75 182H77V180L76 181H74L73 183H70L69 184V186L67 185L68 183L65 181V179H66V177L68 176L67 174H63V175H65L64 177L65 178H63L62 176H61V174H58V170L59 169H57V165H56V161H55V159H54V156L56 155L55 154V152L56 151H53L52 150V147L51 148H49V149H47V150H44V151H39V153L37 154L36 153V155L34 156V154H33V156L35 157V159L34 160H32V162L33 161H35V163H32L33 164V167L30 165V163H28V165L30 166V168H31V170L28 168V165L26 166L30 171H32L33 172V176H31V177H28V174L26 173H23V176L25 175V177L27 178V181L26 182H24V184H21V185H23V186H21L20 188L18 187V188H16V190H20L21 192L22 191H27V192H32L33 191V195H35V192H34V189H35V187H36V189L35 190H38L39 191V193H38V195H39V197L36 199V201H33V202H36V203H34V204H30L31 206H27V207H16V208H12V207H10V205H9V203H7V200L10 198V197H13L14 198V196H13V193H11V192H14L15 191V189H14V187H8V184L9 183H11V180L13 179H11V180H9L8 182L9 183H7V179H8V177L10 176H8V174H10L11 172H14L13 171V169H12V171L10 172V173H8L7 174V171L9 170H11V169H6V167H7V165H6V162H7V159L8 158H10V157H8V155L10 156V152L8 153L5 149H1ZM14 151V150H13ZM22 151V150H21ZM21 151L19 152L20 154H22L21 153ZM32 151V153H33V150H31ZM99 151V150H98ZM169 151V150H168ZM176 151V150H175ZM26 152V154L25 155H27L28 153H27V151H24V153ZM35 152H38L37 150L35 151ZM58 152H61V151H58ZM71 152V153H70ZM97 152V151H96ZM189 152V151H188ZM228 152V151H227ZM13 153H15V151L13 152ZM31 153V154H32ZM171 153V152H170ZM173 153V152H172ZM190 153H191V151H190ZM12 154V153H11ZM71 154V155H70ZM96 154V153H95ZM100 154V153H99ZM104 154V153H103ZM108 154V153H107ZM174 154V153H173ZM173 154L171 155L170 154V157L171 156H173ZM194 154V153H193ZM212 154V153H211ZM225 154H229V153H225ZM15 155H16V153H15ZM15 155H14V157H15ZM60 155V154H59ZM98 155V154H97ZM167 155H168V152H167ZM167 155H166V157H167ZM189 155H192V154H189ZM213 155V154H212ZM224 155V154H223ZM222 155V156H223ZM12 156V155H11ZM19 157H17V158H20V155H18ZM33 156H32V158H33ZM57 156V155H56ZM65 156H63V157H65ZM107 156V155H106ZM169 156V155H168ZM219 156H221V154L219 155ZM29 157H30V153H29ZM62 157V156H61ZM102 156L100 155V158H101ZM162 157H165V156H162ZM162 157H161V159H162ZM188 156H186V158H187ZM190 157H192V156H190ZM196 157V156H195ZM200 157H202V156H200ZM22 158V157H21ZM27 158H28V156H27ZM60 158V157H59ZM66 158V157H65ZM75 158L77 159V160H75ZM172 158H174V157H172ZM171 158V159H172ZM185 158V157H184ZM184 158H181V161H184V160H182V159H184ZM11 159V158H10ZM16 159V158H15ZM15 159H12L13 160V164L15 165L16 163H15ZM23 159V158H22ZM29 159V158H28ZM51 159V163L53 164V166H54V169H52L53 168V166L52 165H50L49 164V160ZM104 159V160H103ZM168 159H170L169 157L167 158V159H165V161H164V163H166L167 161H168ZM188 159V160H187ZM186 160V162H187V164L188 163H190V162H196V160L198 159L199 160V157L198 158H195L194 159V157H193V159H190L189 160V158H187ZM226 160L227 158H225V155H224V157H223V160ZM9 160V159H8ZM23 160H25V158L23 159ZM30 160H31V158H30ZM53 160V161H52ZM65 160V159H64ZM64 160L63 161H61L60 160V164H61V166H62V163L61 162H64ZM70 160H69V158H68V161L67 160H65L66 162H67V167L65 166V164L66 163H63L64 165L63 166H65L66 168H68L67 170H69L70 169V167H68V165H71L70 163ZM86 160V164H85V161ZM213 160V159H212ZM17 161H19L18 159H17ZM110 161V160H109ZM160 161V160H159ZM180 161V162H181ZM201 161V160H200ZM11 163H12V161H10ZM20 162H22V161H20ZM19 162V164H21L22 165V167L24 166L22 163H26V160H25V162H22V163H20ZM30 162V161H29ZM68 162H70L69 164H68ZM186 162H184V163H182V164H184V166L186 165ZM192 162V163H193ZM198 162V161H197ZM197 162H196V164H197ZM202 162V161H201ZM200 162V163H201ZM209 162H211V161H209ZM229 162H230V160H229ZM234 162V163H233ZM8 163V162H7ZM90 163H92L93 164V170H92V168H91V170H92V172H90L91 170L90 169H88L89 170V172H87V173H85V170H86V168H87V166L90 164ZM164 163H162V164H159V166L157 167V169H156V172H155V169L153 170V171H151L150 170V173L151 172H153V174H155V173H157L159 170H161L163 167H161L160 165H163ZM199 163V164H200ZM205 163V165L207 166V164H206V162H204ZM227 163V162H226ZM9 165H10V163H8ZM83 164H85V167L86 168H83L84 167V165ZM100 165V167H99V165ZM167 164V163H166ZM195 164V165H196ZM214 163H212V165H213ZM231 164H229V165H231ZM9 165H8V167H9ZM13 165V167H15ZM16 165H18V163L16 164ZM21 165H18L19 167L21 166ZM56 165V166H55ZM87 165V166H86ZM91 165V164H90ZM169 165V164H168ZM189 165V164H188ZM187 165V166H188ZM210 165V164H209ZM214 165H216V164H214ZM11 166V165H10ZM18 166H17V168H18ZM52 168H51V167ZM71 166V167H72ZM80 166H82V167H80ZM167 165H165V167H166ZM182 166V165H181ZM183 166V167H184ZM187 166H186V169H190V167L188 166V168H187ZM231 166V167H232ZM12 166H11V168H13ZM26 167H23V168H25L26 169ZM95 167H97V169H95ZM154 167V166H153ZM159 167H161V169H159ZM169 167H170V165H169ZM183 167H182V169H183ZM201 167V166H200ZM16 168V167H15ZM22 168V169H23ZM62 168H64V167H62ZM65 168V169H66ZM73 168V169H74ZM191 168H193V166L191 167ZM213 168V167H212ZM214 168H216V169H218V172L222 169V168H220L219 166H214ZM28 169H26L27 171H29ZM64 169V170H65ZM146 169V168H145ZM166 169V168H165ZM169 168H167L166 170L168 171H165V170H161L162 172L163 171H165L164 172V174H168L169 175V171H170V169L168 170ZM186 169H183V170H186ZM196 169V168H195ZM215 169V170H216ZM15 170V169H14ZM25 170V171H26ZM64 170L62 169V173H65L66 172V170H65V172H64ZM95 170H97V171H95ZM144 170V169H143ZM172 170V169H171ZM194 170V169H193ZM193 170H190V171H193ZM203 170V169H202ZM232 170V169H231ZM16 171V170H15ZM23 170H20V172H22ZM71 171V170H70ZM75 171V170H74ZM87 171V170H86ZM118 171V170H117ZM138 171H142V170H138ZM146 172H148L149 170H145ZM145 171H142V173H143V175H145L146 173H145ZM200 171V170H199ZM206 170H204V172H205ZM18 172V171H17ZM24 172V171H23ZM32 172H29V173H32ZM68 172V171H67ZM161 172V173H162ZM167 172V173H166ZM171 172V174H172V172L173 171H170ZM176 172V170L173 172V173H175ZM195 171H193V173H194ZM198 172V171H197ZM197 172H195L194 174L196 175L197 174ZM61 173V172H60ZM69 174H70V172H68ZM74 173V172H73ZM131 173V172H130ZM136 175H138L136 172H134ZM139 173V172H138ZM150 173H148L149 174V177H150ZM160 173V172H159ZM185 173H189V171L188 172H185ZM190 173H192V172H190ZM201 174H202V172H200ZM199 173V174H200ZM210 173H211V171H210ZM213 173H215V172H213ZM212 173V174H213ZM229 173V172H228ZM230 173H232V172H230ZM18 175H20L19 174V172L17 173ZM16 174V175H17ZM35 174H37V175H40L41 176V178L43 177V181H41V183L40 182H38V180L35 178H33L34 177V175ZM57 174V175H56ZM75 174V173H74ZM121 174H124V172L123 173H121ZM128 174H129V172H128ZM127 174V175H128ZM133 173H131L130 174V176L132 175ZM148 174H146V175H148ZM163 174V173H162ZM176 174H177V172H176ZM184 174V173H183ZM209 174V173H208ZM211 174V175H212ZM14 175V174H13ZM12 175V176H13ZM22 175V174H21ZM20 175V176H21ZM72 175V174H71ZM71 175H69V177H67V179L68 178H70L71 177V179H72V177H74V175L73 176H71ZM126 175V176H127ZM142 175V174H141ZM145 175V176H146ZM157 175V174H156ZM167 175V176H168ZM180 175V174H179ZM179 175H177V178H179L178 176ZM189 175V174H188ZM187 175V176H188ZM191 175H193V174H191ZM190 175V176H191ZM203 175V174H202ZM228 175V174H227ZM227 175H225V177H224V175L223 176H220V174L219 175H217V176H219L220 178L221 177H224L225 178V180H226V176ZM229 175H231V174H229ZM23 176H21V178L23 179ZM103 176H104V178H106V180H102L103 179ZM119 176V177H118ZM124 176H125V174H124ZM122 177V178H125V177ZM129 176V177H130ZM155 176V175H154ZM159 176V175H158ZM157 176V177H158ZM182 176V175H181ZM186 176V178L188 179V178H190V176L189 177H187ZM200 176V175H199ZM216 176V175H215ZM17 177V176H16ZM56 177L58 178V181L56 180ZM120 177V178H121ZM128 177V178H129ZM162 176H160L159 177V179H161V181H162V178L164 179L165 177L163 176L162 178H161ZM169 177H170V175H169ZM191 177H193L192 179L193 180H195V176H191ZM212 177H214L213 175H212ZM233 178L234 176H230V178ZM11 178V176L9 177V179ZM39 178V177H38ZM40 178V180H42ZM142 178H145V177H142ZM147 178V177H146ZM152 178V177H151ZM168 178V177H167ZM166 178V179H167ZM171 178H173V177H171ZM169 179V180H173V179ZM181 178V177H180ZM182 178H184V181H185V177L184 176H182ZM208 178V177H207ZM218 178V177H217ZM227 178H229V177H227ZM229 178V179H230ZM231 178V180H233ZM236 178V177H235ZM20 179V178H19ZM21 179V181L23 182L24 180H22ZM153 179V178H152ZM152 179H151V181H152ZM156 179H158V178H156ZM175 179V178H174ZM191 179V182L193 181ZM201 179H205L206 180V178H204V177H202L201 178V176H200V180ZM209 179H211V178H209ZM214 179V178H213ZM228 179V180H229ZM168 180V181H169ZM176 180V179H175ZM178 180V179H177ZM180 180V179H179ZM178 180V181H179ZM190 179H188V181H189ZM198 180V179H197ZM197 180H195V181H197ZM199 180V181H200ZM204 180V181H205ZM212 180V179H211ZM12 181H14L15 182V180H12ZM118 181H119V179H118ZM147 181V180H146ZM153 181H154V179H153ZM152 181V183H154ZM161 181L159 182V180L158 181H156L157 183L159 182V183H161ZM166 181V180H165ZM168 181L167 182H165V183H168ZM180 181H182V180H180ZM179 181V182H180ZM209 181V180H208ZM21 182V183H22ZM78 182H80V181H78ZM82 182L80 183V184H82ZM132 182V181H131ZM130 182V183H131ZM155 182V183H156ZM164 182V181H163ZM171 181H169V184H174V181H172L171 183H170ZM176 182V184H177V181H175ZM178 182V184H180L181 185V183H179ZM194 182V181H193ZM213 182H214V180H213ZM235 182V183H234ZM139 183V182H138ZM147 183V182H146ZM154 183V184H155ZM190 183V182H189ZM195 183V182H194ZM200 184H206L207 183V180H206V182L204 183V182H202L201 183V181L199 182ZM143 184H144V182H143ZM147 184H150L149 183V181H148V183ZM164 184V183H163ZM183 184H185L184 182H183ZM193 183H191V185H192ZM212 184V183H211ZM14 184H13V182L11 183V185L10 186H13ZM129 185V184H128ZM127 185V186H128ZM142 185V184H141ZM144 185H146V184H144ZM153 185V184H152ZM151 184L149 185V186H151V187H154V185L152 186ZM162 185V183L160 184V186ZM167 185V184H166ZM175 185V184H174ZM186 185V186H185ZM185 185H183L182 187H187L188 188V190H189V188L191 187V185H190V187H188L187 186V184H185ZM194 185V184H193ZM192 185V187L193 188H195V186H193ZM204 185H202L203 187H204ZM236 185V186H235ZM15 186V185H14ZM16 186H17V181H16ZM34 186V187H33ZM81 186V185H80ZM86 186V185H85ZM163 186V185H162ZM172 186V185H171ZM201 186V185H200ZM201 186V187H202ZM205 186V187H206ZM228 186H230V187H233V188H231V190H229V191H227V192H224V189L227 187L228 188ZM82 187H83V185H82ZM122 187V186H121ZM126 187V186H125ZM147 187H148V185H147ZM151 187H149V191H150V188ZM155 187H156V185H155ZM168 190L169 189H171L170 188V185H168ZM176 187V186H175ZM177 187H179V186H177ZM181 186H180V189L182 188ZM191 187V188H192ZM203 187H202V189H203ZM118 188V187H117ZM116 188V189H117ZM124 188V187H123ZM145 188H146V186H145ZM165 188V187H164ZM31 189H33V190H31ZM115 189V190H116ZM122 189V188H121ZM135 189V191H136V188H134ZM134 189H133V191H134ZM165 189H167V188H165ZM165 189H163V191L165 190ZM175 189V188H174ZM183 189V188H182ZM198 189H196V190H198ZM204 189V190H205ZM80 190V189H79ZM115 190L113 191H111V192H114V194H115ZM123 190V189H122ZM142 190V189H141ZM141 190L139 191V192H135L136 194L137 193H139V195L141 194ZM176 190V189H175ZM184 190V189H183ZM186 190V189H185ZM190 190H192V189H190ZM189 190V191H190ZM195 190V189H194ZM193 190V191H194ZM203 190V191H204ZM61 191H64L63 193H60ZM119 191H120V189H119ZM119 191H117L116 190V192L118 193ZM124 191V190H123ZM138 191V190H137ZM170 191V190H169ZM172 191H173V189H172ZM180 191H182V190H180ZM10 192V193H9ZM18 192V191H17ZM24 192V193H25ZM26 192V193H27ZM101 192V193H102ZM109 192V191H108ZM125 192L126 191H124L123 193H122V191L120 192V193H122V194H125ZM166 192H168L167 190L166 191H164V193H166ZM174 192V191H173ZM178 192V191H177ZM183 192V191H182ZM185 192V191H184ZM194 192H196V191H194ZM16 192H14V194H15ZM24 193L22 192L21 194L22 195H24ZM116 193V195H120V194H117ZM129 193V192H128ZM135 193H133L134 195H135ZM174 193H176V191L174 192ZM180 193V196H178L177 198H182V196H181V192H179ZM191 193H193L192 191H191ZM17 194V193H16ZM18 194H19V192H18ZM29 194V193H28ZM31 194V193H30ZM29 194V195H30ZM83 194H85V195H83ZM98 194V193H97ZM133 194H131V195H133ZM150 194V193H149ZM204 194L206 195V196H204ZM32 195V194H31ZM75 195H77V196H75ZM99 196H100V199L99 198H97V200L99 199V201L101 200V195L100 194H98ZM107 194H104V196H106ZM148 195V194H147ZM160 195V194H159ZM166 195V194H165ZM176 195H177V193H176ZM179 195V194H178ZM193 196H194V193L192 194ZM191 195V196H192ZM17 196V195H16ZM15 196V197H16ZM19 196V195H18ZM21 196V195H20ZM123 196H127V194L126 195H123ZM130 196V195H129ZM128 196V197H129ZM137 196V198H138V194L136 195ZM136 196H133V197H135L136 198ZM191 196H190V198H191ZM194 196V197H195ZM25 197H27V196H25ZM79 197V196H78ZM81 197V196H80ZM79 197V198H80ZM80 198L81 199V201H82V199L83 198ZM110 197V196H109ZM120 197H122V195L120 196ZM127 197V198H128ZM140 197V196H139ZM147 197V196H146ZM149 197V196H148ZM147 197V198H148ZM152 197V196H151ZM167 197V196H166ZM204 197H209L208 199L207 198H204ZM20 198V197H19ZM23 198V197H22ZM29 198V197H28ZM34 198V197H33ZM119 198V197H118ZM118 198H117V200H118ZM124 198V197H123ZM130 198H132L131 196H130ZM134 198V199H135ZM136 198V199H137ZM158 198H160L159 196H158ZM168 198V197H167ZM187 198H189V196L187 195ZM17 199V198H16ZM21 199V198H20ZM80 199H78V200H80ZM86 199H88V198H86ZM106 199H109L108 197H106L105 198V200ZM126 199V198H125ZM134 199H132V200H134ZM139 199V198H138ZM137 199V200H138ZM151 199V198H150ZM185 199H182L183 201L185 200ZM196 199V198H195ZM204 199H206V200H208V201H204ZM10 200V199H9ZM21 200H27L26 198H24V199H21ZM77 200V201H78ZM89 200V199H88ZM111 200H113V198H111L110 200H108V201H105V202H107V206H108V202L110 201L111 202ZM124 200V199H123ZM132 200H129V201H132ZM136 200V201H137ZM149 200V199H148ZM147 200V201H148ZM181 200V201H182ZM191 200H192V198H191ZM190 200V202H192ZM235 200H237L236 202L239 204L238 205V209H237V212H239V216H238V219H236L237 217H236V214H234V213H236V212H234V210L231 208V211L232 212H234V213H232L231 211H229V212H225V213H227V214H229L230 213V215H232V214H234V218H235V220H237V221H235L234 220V218H232V216L230 217V218H232V220H231V222L228 220V221H226V216H228L229 217V215H227L226 214V216H224V206H227V205H231L232 204V202H234ZM19 201V200H18ZM31 201V202H32ZM81 201H79V202H81ZM101 201H104L103 199L101 200ZM116 201V200H115ZM115 201H113V202H115ZM120 201H122V199H120L119 200V202L118 203H121ZM125 201H128V200H125ZM125 201H122V203L121 204H124V206L122 205V207L123 208H121V207H119V208H121V209H124L125 208V206H126V204H127V202L125 203ZM128 201V202H129ZM135 201V200H134ZM134 201H132V202H134ZM140 201V200H139ZM139 201H137L136 203H137V205H138V203H139ZM146 201V202H147ZM193 201V202H194ZM9 202V201H8ZM20 202H22V201H20ZM30 202V203H31ZM76 202V203H75ZM90 201H88V204H90L89 203ZM132 202H130L129 204H131ZM149 202V201H148ZM152 202V201H151ZM150 202V203H151ZM189 202V203H190ZM211 202H212V206H214V207H212V206H209L210 204H211ZM26 203H28L27 201H26ZM78 203V205L77 206H74V204H77ZM99 203V202H98ZM117 203V204H118ZM136 203H135V205H136ZM142 203V201L140 202V204ZM169 203H171L170 205H169ZM236 203V204H237ZM21 204H23V203H21ZM20 204V205H21ZM29 204V203H28ZM64 204H67V206L66 205H64ZM83 204V203H82ZM81 204V205H82ZM93 204V203H92ZM91 204V205H92ZM106 204V203H105ZM109 204H111V203H109ZM113 204H115V203H113ZM113 204H111V205H109V207H111ZM128 204V205H129ZM134 204V203H133ZM143 204H146V203H143ZM156 204V203H155ZM155 204H153V205H155ZM187 204L188 203H186V206H187ZM191 204V203H190ZM200 204V205H199ZM7 205H9V207H7ZM14 205V204H13ZM90 205V207H89V205H88V207L89 208H91L92 206ZM94 205V204H93ZM102 205V204H101ZM120 205V204H119ZM118 205V206H119ZM132 205V204H131ZM131 205H129V206H131ZM135 205H133L134 206V208L136 207ZM152 205V206H153ZM173 206V208H174V204H172ZM183 205V207L184 208H181V206ZM192 205H194V203L192 204ZM196 205V204H195ZM233 205V204H232ZM17 206V205H16ZM58 206V207H57ZM117 206V205H116ZM116 206H114V207H116ZM143 206V205H142ZM158 206V205H157ZM158 206V207H159ZM207 206H209V207H207ZM237 206V205H236ZM235 206V207H236ZM15 207V206H14ZM84 207V206H83ZM103 207V205L101 206V208ZM104 207H105V205H104ZM113 207V208H114ZM132 207V206H131ZM130 207V208H131ZM139 208L141 207V205L140 206H138ZM147 207H148V203H147ZM154 207V206H153ZM210 207H212V208H214L212 211H211V208ZM231 207V206H230ZM233 207V206H232ZM79 209V208H81V209H79L80 210V213L77 211V209ZM95 208V207H94ZM96 208H97V206H96ZM107 208V210H109V209H113L112 207L111 208H109L108 209V207H106ZM106 208H102L103 210L105 209L106 210ZM119 208H117L116 207V209H118L117 211H120V209ZM128 208V206L126 207V209ZM149 209H150V207H148ZM147 208V209H148ZM155 208V207H154ZM204 208V209H203ZM210 208V209H209ZM234 208V207H233ZM86 209H87V207H86ZM92 209V208H91ZM115 209V208H114ZM113 209V210H114ZM175 209V208H174ZM186 209H187V207H186ZM226 209V208H225ZM228 209V208H227ZM236 209V208H235ZM97 210L98 209H96L95 211L97 212ZM104 210V211H105ZM125 210V209H124ZM124 210L123 211H120V212H123V214H124ZM135 210V211H134ZM138 210H141V209H138ZM152 210H154V209H152ZM158 210V209H157ZM170 210V211H169ZM82 211V212H81ZM87 211V210H86ZM89 211H91V212H95V211H93V210H90L89 209ZM100 211L102 212V210L100 209ZM103 211V212H104ZM110 211V210H109ZM107 212V211H105V212H107V213H111L110 215L108 214H106L107 215V217L108 216H110V218L113 216V218L114 217H116L115 215H112L113 214V212H114V214H115V212L117 213V211H110V212ZM126 211V210H125ZM130 211H132L131 212V215L133 216L134 214H135V212L137 211L136 209H130L128 212H130ZM148 210H146V212H147ZM201 211V210H200ZM226 211V210H225ZM236 211V210H235ZM90 212V213H91ZM100 212V213H101ZM127 212V211H126ZM127 212V214L130 216V213H128ZM150 212V211H149ZM160 212H161V210H160ZM159 212V213H160ZM197 212H199V213H197ZM207 212H212V215L210 214V216H209V213H208V215H207ZM3 213V212H2ZM97 213H99V211L97 212ZM96 213V214H97ZM99 213V214H100ZM133 213V214H132ZM137 213L138 212H136V215H137ZM141 213V212H140ZM139 213V214H140ZM156 213V212H155ZM81 214V215H80ZM95 214V213H94ZM95 214V215H96ZM121 214V213H120ZM126 214V213H125ZM142 214V213H141ZM143 214H145L146 215V213L144 212ZM142 214V215H143ZM147 214H149V213H147ZM193 214V213H192ZM80 215V218H81V216L83 215H90V218L88 217L87 219H86V217H85V219L84 220H86L85 222H83L82 220L80 221V218L78 217ZM95 215H93V216H95ZM98 215V214H97ZM102 215H103V213H102ZM101 214H100V217L102 216ZM118 215H119V212H118ZM117 215V216H118ZM136 215H134V216H136ZM144 215V216H145ZM151 215V214H150ZM162 215V216H161ZM27 216L29 217L28 219H29V221L28 222H25V221H21L22 220V217H25V218H27ZM104 217H105V213H104V215H103ZM102 216V217H103ZM133 216V217H134ZM152 216V215H151ZM151 216L149 217L150 218V220H151ZM212 216V217H211ZM261 216V217H260ZM95 217H97V216H95ZM101 217V218H102ZM146 217V216H145ZM144 217V218H145ZM208 217H210V218H208ZM224 217H225V221L223 222V220H224ZM260 217V218H259ZM64 218H65V220H64ZM84 218V217H83ZM122 219V216L121 217H119V219ZM124 218V217H123ZM130 218H132L131 216H130ZM134 218H136V217H134ZM147 218H148V215H147ZM149 218L147 219V220H149ZM78 219H79V221H78ZM107 219H109V218H107ZM133 219V218H132ZM158 219V218H157ZM194 219H195V217H194ZM103 220H106V217H105V219H103ZM110 220V219H109ZM113 220V219H112ZM122 220H124V219H122ZM139 220H141V218L139 219ZM144 219H143V216H142V221H143ZM156 220V219H155ZM233 220H234V222H233ZM100 221H101V219H100ZM152 222L154 221L153 219L151 220ZM151 221H149V222H151ZM158 221V220H157ZM181 221V222H180ZM88 222V223H87ZM106 221H104V223H105ZM110 222H111V220H110ZM133 222H138V223H136V226H137V224L139 225V221L138 220H134ZM155 222V221H154ZM153 222V223H154ZM226 222V223H225ZM228 222H230L229 224H227ZM233 222V223H232ZM253 222H254V225H252L253 224ZM97 223H99V218H98V222ZM102 223V222H101ZM100 223V224H101ZM122 223L124 224V221H122ZM144 223V222H143ZM156 223V222H155ZM9 224V223H8ZM65 224V225H66ZM99 224V225H100ZM114 224H115V222H114ZM134 223H132V225H133ZM145 224H147V223H145ZM145 224H144V226H145ZM150 224V223H149ZM152 224V223H151ZM150 224V225H151ZM22 225V226H23ZM27 225V226H26ZM59 225H60V223H59ZM65 225H63V226H65ZM89 225V226H90ZM105 225V224H104ZM108 225V227L106 228V227H103L104 229H108V228H110V230H111V232H112V225L109 223V224H106V226ZM111 225V226H110ZM116 225V224H115ZM114 225V226H115ZM130 225V224H129ZM129 225H128V227H129ZM149 225V226H150ZM153 225V224H152ZM260 225H262V222H261V224ZM31 226V227H30ZM98 226V225H97ZM96 226V227H97ZM114 226H113V229L115 230V228H114ZM123 226V225H122ZM134 226V225H133ZM132 226V227H133ZM136 226L135 227H133V228H130V230L132 229H134V228H136ZM157 226V224L154 226V228ZM224 226V227H225ZM258 226H259V224H258ZM24 227V226H23ZM24 227V228H25ZM27 227V228H28ZM45 227H42V228H45ZM59 227V226H58ZM58 227H56L57 228V230H58ZM88 227V226H87ZM96 227H95V229H96ZM99 227V228H98ZM97 228L98 229H101L102 228V226H98ZM124 227H125V225H124ZM127 227V226H126ZM139 227V229H140V227L141 226H138ZM138 227L136 228V229H138ZM146 227V226H145ZM160 227V226H159ZM255 227V228H254ZM5 228V230H7ZM24 228H22V230H24ZM29 228H28V230H29ZM90 228V227H89ZM117 228V227H116ZM142 228V227H141ZM144 228V227H143ZM143 228H142V231H143ZM146 228H149V227H146ZM160 228V229H161ZM192 228H194V230L192 229ZM239 228V229H238ZM21 229V228H20ZM20 229H19V231H20ZM38 229V230H37ZM50 229L47 231V230H45V229H43V230H45L48 234H49V231H50ZM59 229H60V231H63V230H61V228L59 227ZM62 229H63V227H62ZM65 229H66V227H65ZM67 229H68V227H67ZM71 229V230H72ZM79 229H77V230H79ZM86 229V228H85ZM88 229V228H87ZM86 229V231L88 232V230ZM94 229V230H95ZM104 229H103V232H102V234H105L104 233ZM123 229V228H122ZM138 229V230H139ZM159 229V228H158ZM157 229V230H158ZM159 229V230H160ZM161 229V231H163ZM235 229H233L235 232H236V230ZM259 229H261V231H264V228H261L260 226H259ZM259 229L257 230V232L259 231ZM4 230V229H3ZM27 230V231H28ZM43 230H39L40 231V233H39V231H38V234H37V236L39 235V234H41V236L44 238V236H46L45 234H44V232L45 231H43ZM69 231H70V228L68 229ZM68 230H65V231H63L64 232V234L66 233V235L67 234H69V232H68ZM74 230V229H73ZM79 230V231H80ZM90 230V229H89ZM102 230V229H101ZM109 230V231H110ZM131 230V231H132ZM147 229H145L144 231H146ZM148 230H150V228L148 229ZM147 230V231H148ZM227 230H229V229H227L226 228V231ZM7 231H9V229L7 230ZM41 231H43V233H41ZM67 231V232H66ZM86 231H85V233H86ZM91 231V230H90ZM89 231V232H90ZM96 231H97V229L95 230V231H92V232H95L94 234H98L99 233V231L100 230H98V233H96ZM121 231V230H120ZM119 231V232H120ZM122 231H124V230H122ZM130 231V232H131ZM135 231H137V230H135ZM147 231H146V233H147ZM210 232V234H209V232ZM216 231H213L214 233L216 232ZM233 231V232H234ZM255 231V230H254ZM253 231V232H254ZM3 232V231H2ZM1 232V233H2ZM22 232H25V231H22ZM31 232V231H30ZM29 232V233H30ZM70 232H72V231H70ZM75 232V231H74ZM73 232V233H74ZM125 232V231H124ZM140 232H141V230H140ZM150 232H152V231H150ZM156 232V231H155ZM155 232H153L154 234H155ZM173 232H178L179 234V238H178V240H177V238H176V235H173V234H175V233H173ZM187 232H192L191 234H192V236L194 237L193 239H196L195 241V243H194V240L192 239V236H188L189 235V233H187ZM219 232L217 233L216 232V234L218 235L219 234ZM222 232H224V233H222ZM229 232V231H228ZM253 232H251V233H253ZM5 233V232H4ZM28 233V234H29ZM46 233V234H47ZM51 233V232H50ZM62 232H59L58 234L60 235ZM76 233L78 234V231H76ZM76 233L73 235V236H75L76 235ZM115 233H117V232H115ZM114 233V234H115ZM123 233V232H122ZM135 233V232H134ZM143 233V232H142ZM145 233V234H146ZM255 233H256V231H255ZM258 233H260L261 234V232H258ZM257 233V234H258ZM262 233H264V232H262ZM20 234H22L21 235V237L22 236H24V234L23 233H21L20 232ZM43 234V235H42ZM47 234V235H48ZM56 234V233H55ZM55 234H54V236H55ZM58 234H56V240H58V238L60 237ZM64 234H63V237H62V234H61V237H62V239L65 237L64 236ZM72 234V233H71ZM71 234H69L70 235V237H71ZM90 234V233H89ZM88 233H87V236L89 235ZM93 234V233H92ZM110 234V233H109ZM120 234V233H119ZM126 234V233H125ZM124 234V235H125ZM151 234V233H150ZM154 234L152 235L153 237H154ZM170 234V235H169ZM225 234H226V232H225V229L224 230H222L221 232H220V234L218 235L219 236V238H220V240H222V242L224 241L225 242V240L228 242V240L226 239V237L227 236H230V234L229 235H227L226 237H225ZM228 234V233H227ZM260 234H258V237H259V235ZM2 235V234H1ZM0 235V236H1ZM4 235V234H3ZM51 235V234H50ZM49 235V236H50ZM52 235H53V233H52ZM51 235V236H52ZM57 235H58V237H57ZM82 235H84V231H83V233H81V235H79V236H81V238H82ZM99 235H101V233L100 234H98V236ZM108 235V234H107ZM122 235V234H121ZM120 235V236H121ZM157 235V234H156ZM178 235H177V237H178ZM232 235V234H231ZM253 235H255V234H253ZM16 236V237H17ZM32 236H33V234H32ZM36 236V237H37ZM49 236H47L46 238H44V239H46V240H51V237L49 238ZM53 236V237H54ZM72 236V239L74 238ZM78 235H77V241L79 242V241H82L83 240V238H84V236H86V235H84L83 236V238H82V240L80 239V238H78L79 237ZM93 236H95V235H93ZM93 236H92V238H91V236H90V238L91 239H93ZM102 236V235H101ZM109 236V235H108ZM116 236V235H115ZM151 235H150V237H152ZM172 236V237H171ZM214 236V237H213ZM217 236V237H218ZM6 237H4V239L6 238ZM19 237V236H18ZM25 237V236H24ZM31 237V236H30ZM36 237H34V238H36ZM39 237H40V235H39ZM39 237H37V238H39ZM42 237H40V244H41V238ZM97 237V236H96ZM118 237V236H117ZM147 237V236H146ZM150 237H148V238H150ZM159 237H160V239H156L157 241H160V240H163L162 239V237L159 235ZM217 237L215 238V239H217ZM239 237H237V238H239ZM6 238V239H7ZM33 238V237H32ZM33 238V239H34ZM75 238H76V236H75ZM87 238H89V237H87ZM87 238H84L85 240L87 239ZM97 238H99V237H97ZM103 238V237H102ZM106 238H107V236H106ZM119 238V237H118ZM117 238V239H118ZM125 238V237H124ZM123 238V239H124ZM128 238V237H127ZM169 238V239H170ZM203 238L204 239H206L205 241H203ZM218 238V239H219ZM225 238V240H223ZM227 238H229V237H227ZM230 238H232V237H230ZM229 238V239H230ZM1 239V238H0ZM2 239H3V236H2ZM15 239H17V241L19 240V238H15ZM21 239V238H20ZM23 239H25V238H23ZM31 239V238H30ZM54 239V241H56L55 240V238H53ZM61 239V238H60ZM58 240L59 241V243H63V245H64V242H60L61 240ZM65 239V241H66V238H64ZM64 239H63V241H64ZM67 239L69 240V238H68V236H67ZM71 239V238H70ZM108 239H110L109 237H108ZM113 239V238H112ZM111 239V240H112ZM115 239V238H114ZM113 239V240H114ZM190 239L192 240V242H190V244H185L186 243V241L187 240H189L190 241ZM236 239V238H235ZM252 239V240H251ZM36 240V239H35ZM45 240V241H46ZM74 240V239H73ZM75 240V241H76ZM116 240V239H115ZM119 240V239H118ZM126 240H128V239H126ZM136 240V239H135ZM152 240V239H151ZM155 240V239H154ZM154 240L152 241V243H155L154 242ZM155 240V241H156ZM238 240V239H237ZM1 241H3V240H1ZM1 241H0V244L2 245V243H4L3 244V248L0 250L1 252H3V251H8L7 253H11V250H16V248H17V250L18 249H21V248H23L22 246H21V248L18 246L19 244H16L15 245V247H14V249H12V247L14 246H10V248L11 249H7L6 247H5V249L6 250H4V246H5V242L4 241H6V240H4L2 243H1ZM13 241H14V239H13ZM38 241V240H37ZM36 241V242H37ZM38 241V242H39ZM43 241V240H42ZM88 241V240H87ZM89 241H90V239H89ZM88 241V242H89ZM94 241H98V240H94ZM106 241H108V240H106ZM124 241V240H123ZM141 241V240H140ZM144 241V240H143ZM149 241V240H148ZM201 241H203V242H201ZM215 241V240H214ZM213 241V242H214ZM217 241V240H216ZM230 241V240H229ZM22 242V241H21ZM20 242V243H21ZM26 242V241H25ZM33 242V241H32ZM32 242H31V244H30V242L29 243H27L28 245H31L33 248H31L30 246H28V248L30 247V249H32V250H34V246H33V244H32ZM35 242V243H36ZM51 243L50 241H46V244L47 243ZM57 242V241H56ZM85 242V241H84ZM88 242H85V243H88ZM92 242V241H91ZM102 242V241H101ZM118 242V241H117ZM126 242V241H125ZM138 242V241H137ZM162 244H164V241L162 242V241H160ZM159 242V244L161 245V243ZM207 242V243H208ZM212 242V243H213ZM218 242V241H217ZM217 242L215 243L214 242V246H216V244H217ZM223 242V244L225 245L226 244V242L224 243ZM232 242V241H231ZM18 243V242H17ZM43 243H45V242H43ZM48 243V244H49ZM59 243L57 242V244L59 245ZM71 243H72V241H71ZM127 243V242H126ZM129 243V242H128ZM131 243V242H130ZM142 243V242H141ZM156 243H158V242H156ZM177 243V244H176ZM182 243H184L185 245H183ZM187 243H189V242H187ZM206 243V244H207ZM221 243V241H219L218 242V245L217 246H221V245H223V244H220ZM229 243V242H228ZM227 243V244H228ZM237 243V242H236ZM253 243H255V244H258V243H256L255 241H253ZM38 244V243H37ZM46 244L44 245V246H46ZM48 244H47V246H48ZM52 244V243H51ZM51 244L49 245V246H51ZM56 243L54 244L55 246L57 245ZM67 244V243H66ZM69 244V243H68ZM68 244L66 245V247L68 246ZM81 244V243H80ZM82 244H83V242H82ZM91 244V243H90ZM108 244V243H107ZM111 244V243H110ZM120 244H122V243H120ZM165 244H166V242H165ZM191 244V246H193ZM209 244V243H208ZM207 244V245H208ZM211 244V243H210ZM209 244V245H210ZM232 244H234V243H231L230 245H232ZM238 244V243H237ZM255 244H252L253 246L255 245ZM0 245V246H1ZM58 245H57V247H58ZM63 245L61 246V247H63ZM71 245V244H70ZM76 245H78L77 243L75 244V246ZM88 245H89V243H88ZM97 246H98V244H96ZM102 245V244H101ZM131 245H132V243H131ZM133 245H135V243L133 244ZM167 245H165V246H167ZM198 245H201V244H198ZM203 245V244H202ZM207 245H204V247L206 246L207 247ZM229 244H228V246H230ZM237 246V247H240V246ZM16 246H18V247H16ZM46 246V247H47ZM49 246H48V248H49ZM65 246V245H64ZM74 246V244H72V247ZM90 246V245H89ZM92 246H94V245H92ZM122 246V245H121ZM128 246H130V244H128ZM162 246V245H161ZM164 246V245H163ZM185 246V251L183 252L182 251V248ZM210 246H213V244H211ZM216 246V247H217ZM234 247L236 246V244L235 245H233ZM256 247L258 246V245H255ZM261 245H259L258 246V248L260 247ZM264 246V245H263ZM25 247V246H24ZM27 247V246H26ZM39 247V246H38ZM41 247V246H40ZM52 247H54L53 245H52ZM57 247H55V248H57ZM60 247V248H61ZM80 247V246H79ZM78 247V248H79ZM83 247H85V246H83ZM87 247V246H86ZM101 247V246H100ZM124 247V246H123ZM127 247V246H126ZM196 247V246H195ZM195 247H194V249H195ZM197 247H199V246H197ZM203 247V246H202ZM205 247V248H206ZM209 247V246H208ZM206 248V249H209V248ZM215 247V248H216ZM222 247V246H221ZM236 247V249H238ZM243 247L241 248L242 249V251L244 250L243 249ZM252 247V246H251ZM251 247H250V253H252L253 254V249H252V251H251ZM28 248H26V249H28ZM77 248V247H76ZM107 248V247H106ZM129 248V247H128ZM135 248V247H134ZM161 248V247H160ZM205 248H202V249H205ZM214 248V247H213ZM212 247H211V250L213 249ZM215 248H214V250H215ZM226 248V247H225ZM261 248H262V246H261ZM29 249V250H30ZM39 249V248H38ZM47 249V248H46ZM52 250H53V248H51ZM62 249V248H61ZM64 249V248H63ZM80 249H83V248H80ZM90 249V248H89ZM102 249H103V247H102ZM126 249V248H125ZM167 249V248H166ZM172 249V250H171ZM184 249V248H183ZM230 249V248H229ZM232 249V251L235 249H233V248H231ZM240 249V250H241ZM263 249V248H262ZM17 250H16V252H17ZM24 250V249H23ZM28 250V251H29ZM50 250V249H49ZM52 250H50V253L49 254H51L52 253ZM60 250V249H59ZM58 250V251H59ZM67 250V249H66ZM69 250V249H68ZM73 250H74V248H73ZM85 250V249H84ZM92 250V249H91ZM97 250V249H96ZM114 250H116V248L114 249ZM196 250V249H195ZM228 250V249H227ZM239 250V254L240 253H244L245 255L246 254H248V253H245V252H241ZM254 250H256L255 249V247H254ZM10 251V252H9ZM12 251V252H13ZM19 251V250H18ZM21 251H22V249H21ZM28 251H26L27 253H31V250H30V252H28ZM45 251V250H44ZM54 251V250H53ZM56 251V250H55ZM70 251H71V253H72V250L70 249ZM102 251V250H101ZM100 250L99 251H96L97 253H99V252H101ZM103 251H105V250H103ZM102 251V252H103ZM131 251H132V249H131ZM173 251V252H172ZM193 251V250H192ZM229 251V250H228ZM231 251V252H232ZM260 251H262L261 249H260ZM15 252V251H14ZM15 252V253H16ZM42 252V251H41ZM74 252V251H73ZM106 252V251H105ZM104 252V253H105ZM113 252V251H112ZM200 252V251H199ZM202 252L203 253H205V250L203 251L202 250ZM206 252H208V251H206ZM214 253H215V251H213ZM236 252V251H235ZM234 252V253H235ZM246 252H247V250H246ZM257 252V251H256ZM255 252V253H256ZM263 252H264V249H263ZM4 254H6L5 252H3ZM44 253V252H43ZM54 253H56V252H53L52 254H54ZM61 253V252H60ZM66 253V252H65ZM75 253V252H74ZM81 253V252H80ZM79 253V254H80ZM82 253H83V251H82ZM95 253V252H94ZM93 253V254H94ZM108 253V252H107ZM106 253V254H107ZM130 253V252H129ZM189 253H187L188 255H189ZM196 253H198V252H196ZM211 253V252H210ZM210 253H209V255H210ZM228 253V252H227ZM234 253H233V255L232 256H234ZM258 253V252H257ZM2 254V253H1ZM1 254H0V264H17V262L16 261H14V260H17L16 258L13 260L11 257H12V255H7L6 254V256H9V258H7V257H5V255L4 254H2L4 257H2L1 256ZM12 254V253H11ZM33 254V253H32ZM38 254V253H37ZM39 254H41V253H39ZM38 254V255H39ZM51 254V255H52ZM69 254V253H68ZM73 254V253H72ZM76 254V253H75ZM103 254V253H102ZM136 254V253H135ZM143 254V253H142ZM144 254H145V252H144ZM216 254V253H215ZM229 254V253H228ZM231 254V253H230ZM236 254V253H235ZM238 254V253H237ZM239 254H238V256H239ZM243 254V255H244ZM252 254H251V256H252ZM13 255H14V253H13ZM17 255V253L15 254V256ZM25 255H26V253H25ZM29 255V254H28ZM54 255H56V254H54ZM82 255H85V254H82ZM104 255V254H103ZM102 255V256H103ZM140 255V254H139ZM147 255V254H146ZM196 255V254H195ZM208 255V258L204 261V263L206 262V264H220V263H218V261L220 262V260L219 259H216V260H218V261H216L215 260V258L214 257H216V255L213 257V256H209ZM218 255V254H217ZM243 255H242V258H237L238 259V264H260V262H259V258L257 257V255H254L253 256V258L251 259V257L249 256L250 254H248V255H246V256H244L243 257ZM14 256V257H15ZM29 256H31V255H29ZM35 256V255H34ZM34 256H33V259H34ZM45 256V255H44ZM53 256V255H52ZM57 256V255H56ZM61 257H63L62 255H60ZM66 256V255H65ZM99 256H100V254H99ZM144 256V255H143ZM172 256H174L173 257V259H167V258H172ZM202 256V255H201ZM13 257V258H14ZM26 257V256H25ZM25 257H24V259H25ZM28 257V256H27ZM35 257H37V256H35ZM46 257H47V260H48V258H49V255L47 256V254H46ZM58 258H59V256H57ZM67 257V256H66ZM72 257H73V255H72ZM132 257H134V256H132ZM138 257V256H137ZM139 257H142V256H139ZM145 257V256H144ZM197 257V256H196ZM220 256H218V258H219ZM231 257V256H230ZM235 257V256H234ZM7 258V259H6ZM31 258V257H30ZM29 258V259H30ZM40 258H42V256L40 257L39 256V258H37L39 261L41 260ZM51 258V257H50ZM55 258V257H54ZM65 258V257H64ZM63 258V259H64ZM73 258H75V257H73ZM80 258H82V256L80 257ZM80 258H79V260H80ZM85 258H86V255H85ZM88 258H90V257H88ZM168 260V261H166L165 262V260L166 259ZM198 258H199V256H198ZM227 258V257H226ZM250 258V259H249ZM20 259H22V261H23V257H21ZM36 259V260H37ZM60 259V258H59ZM62 259V258H61ZM87 259V258H86ZM95 259V258H94ZM136 259H138V258H136ZM141 259V258H140ZM214 259V260H213ZM236 259V260H237ZM26 260H28V258H26ZM31 261H32V263L34 264V262H33V260H32V258L30 259ZM36 260H34V261H36ZM37 260V261H38ZM44 260H46V259H44ZM52 260H53V258H51V260H49V261H51L52 262ZM84 260V259H83ZM88 260V259H87ZM86 260V261H87ZM91 260V259H90ZM89 260V261H90ZM144 260V259H143ZM184 260H186V261H184ZM204 260V259H203ZM22 261H20V262H22ZM37 261H36V263H37ZM38 261V262H39ZM56 260H54V262H55ZM75 261H76V258H75ZM208 261V262H207ZM214 261H216V262H214ZM222 261V260H221ZM24 262V261H23ZM22 262V263H23ZM26 263H27V261H25ZM24 262V263H25ZM30 262V261H29ZM52 263V264H56V263ZM57 262V261H56ZM62 261H60L59 262V264L61 263ZM96 262V261H95ZM138 262V261H137ZM140 262V261H139ZM143 262V261H142ZM146 262V261H145ZM31 263V262H30ZM66 263V262H65ZM68 263V262H67ZM77 263H79V262H77ZM88 263H90V262H88ZM87 262L85 263V264H88ZM94 263V262H93ZM92 263V264H93ZM106 263V262H105ZM108 263V262H107ZM198 263H200V261L198 262V260H197V264ZM202 263H203V261H202ZM226 263V262H225ZM224 263V264H225ZM237 264V262L236 261H234V263L233 264ZM20 264V263H19ZM39 264H40V262H39ZM73 264V263H72ZM149 264V263H148ZM160 264H162V262L160 263ZM190 264V263H189ZM192 264H195V263H192ZM232 264V263H231Z\"/></svg>", "mask_w": 264, "mask_h": 264}, {"label": "rangeland", "instance_id": "obj_2", "mask_svg": "<svg viewBox=\"0 0 264 264\" xmlns=\"http://www.w3.org/2000/svg\"><path fill=\"white\" fill-rule=\"evenodd\" d=\"M100 1H101V3H100ZM108 1H109V3H108ZM111 0H96L95 2H93V0H0V43L1 42H3V43H1L0 45H1V49H3V45L4 46H7L8 44H9V46L8 47H5L7 50H11V51H13L14 49L16 50H14L15 52H16V54H17V51H19V49H20V56L23 54L24 55V57L23 58H25V60L24 59H22L23 61H25V62H27V63H29L28 62V60L29 59H32L31 58V56L32 55H34L35 54V56H37V54L39 53V54H41V55H39L38 54V57L39 56H42L41 58H44L43 60H45V55H47L48 56V54H50L49 53V51H47L48 49L45 47L46 45L47 46H49L48 44L50 43V42H52V38H59V36L61 35H64V37L66 36V34L68 33L66 30H68L69 28L67 27V29H65L64 30V27L67 25V20H71L72 21V24L74 25H71V23L68 21V26H70L71 28H73V29H71V33H68V34H70L69 36H67V38H66V41H68L69 43H70V47H68V50H69V52L70 51H72V52H74L73 50H75V51H77V52H74V53H66V56H67V58H64V59H66L67 61H68V59H69V61H70V63L71 64H69V61H68V64H67V66H65V67H63V66H61V64H59L60 65V67H59V65H57V67H58V69L60 68L61 70H62V68L64 69V71L62 72L60 69V71H61V73H62V75H60V76H62V77H64V75L66 76L67 75V73L65 72L67 69H68V66H70L69 68H72L74 71H76V73L77 74H80V80H79V82L78 83H80V81H81V83H84V84H88L89 86H91L90 88H89V91H93L94 93L92 94V95H99V94H101L100 95V97H99V100H98V98H96V99H94V98H92L94 101L96 100L97 102L98 101H100L101 99L103 100L102 102H94L92 99H90V100H88V103H89V101H90V103L91 102H94L93 103V105L95 104L96 106H95V108H94V106H92V107H90V103L88 104L89 106H87V107H90V110L88 111L87 109H89V108H87L86 107V105L85 104H87V103H85V102H83L84 104L82 105L81 104V106H84L83 107V109H86V110H84V112H83V110H82V107L80 108V113H83V114H79V117L81 118V119H77V117H76V119H73L72 121L73 122H75L76 124H77V122H78V124L81 126V127H78L79 125H75V123H73L72 121H69V119H71V117L69 118V117H67V116H69V113H68V115H67V113H65L66 111L61 107V106H63V105H65L66 103H67V100H66V95L67 94H65L64 93V84H62V83H64V82H62V77L60 78V79H62V80H60V82H62L59 86H61V87H58L56 84V86L58 87V89L59 88H61V89H57V87L54 89L53 88V91L54 90H56L57 89V91L59 92V93H57V91H55L57 94H60V95H58V100H59V102L57 101V100H54V99H57L55 96H57V94L56 93H54L53 91H52V88H51V90L49 89V91H51V92H47V89L46 88H43L42 90H41V92L42 91H46L49 95H45L44 93H45V91H44V93H42V95H44V97H46L47 96V98H48V96H52V97H54V99L51 97V98H48V100H46L47 98H44L43 97V99H41V101H40V98H38V97H34V96H32V97H29L28 96V94H26L27 93V91H29L30 92V90H31V85L30 84H34V83H36V81H37V84H38V82H39V84L38 85H42V83H44L45 82V80H43L44 78L43 77H40V76H36L35 78H36V80H35V78L33 79H26V77L23 75V73H21L20 71V73L22 74V75H20L19 74V72H18V74L19 75H17V77L15 78H13V79H11V77L9 76V74H11L10 72L12 71V69H14V68H12V67H15V66H11V64H12V61L15 63H13L12 65H16V62H18L17 61V59L20 57V56H18L19 55V53H18V55H16L15 54V52H13L12 53V55H11V53H8L9 51H6V56L8 55V54H10L11 56H12V58L16 55V57H18L17 59H16V57H14L13 59H11V56H7V59H6V61L8 60V63H9V65L10 66H8V64H6L5 63V67H4V74H5V72H6V76H7V78H9V80L8 81H10V82H8V83H11L12 81L14 82L15 81V79H20L21 80V82H20V80H18V82L20 83H18L17 81L16 82H14V83H16V85L12 82L11 84L12 85H10L9 86V84L7 85L6 84V82H3L2 81V76H3V68H2V66H1V62H0V71H1V69H2V74H1V72H0V74H1V77H0V80H1V85L2 86H0L1 87V89H0V91L3 93V96H2V94H0V96H2V97H4V95L7 97L8 95H10V94H12L13 92L16 94V92L19 90V89H22L23 87L25 88V91L22 89V92H20V95H19V93H17L18 94V96H17V94L15 95V96H13L14 95V93L11 95V96H13V101H12V97H10V96H8L7 97V99H6V101L9 103V102H14V100L17 102V101H19V100H16V99H18V97L21 99V97H23V95L24 96H28L29 97V99H30V102L32 101V104H33V106L35 105L36 107H34L35 108V110H36V112H41L40 114H39V112H38V117L41 115V116H43L41 119H44L45 120V118H46V113H44V112H46L47 111V109L45 108V107H48V105H50V104H53V102L52 101H54V103H55V101H56V103H57V105L55 104V106H58V108H56L54 105V107L51 105V109H52V107H53V109H54V111H55V109H58V110H60V111H58V110H56V112L55 113H60V115L62 114V117H63V119H67V125H69L70 126V124L72 125V126H67L68 128L66 129V135L64 134H57V135H59L58 136V138H61V140L59 139L58 140V138L56 137V139L58 140V142H60V141H62L61 142V144L60 143H56L57 142V140H54L51 136V139H50V137L48 136V135H46V132H48L50 129H49V127L47 128V130L45 129L46 127H45V125L42 123L44 120H39V118L41 117H39V118H37V119H35V120H33V122H32V120H28V121H24V123H29L30 125H32V123L33 124H36V125H32V126H29V124H28V126H27V124H25L27 127L26 128H28V130H31V131H28V132H26L27 130H24L25 128H22V126L24 125V123H23V121H22V126L21 125H19L18 123H19V121H18V123H16V125H19L18 127H20V129L22 128V130H23V132H21L20 131V135L22 136V133H23V135L24 136H20V135H18L19 134V130L20 129H15V133H17V136H19L20 138H22V139H20L19 140V138H18V141H20V142H18V145L19 146H23L22 148H20L18 145V147L22 150H20L19 149V151L17 150L18 149V147L16 146V144H15V140H17L16 138V135H14L15 136V138H14V136H13V134H12V132L11 131H9L8 130V132H10V133H7V131H6V136H7V141L9 142V141H11L10 143H8V142H6V144H4V147H2L3 145H2V131H0V138H1V142H0V146L2 147H0V153L2 152L1 151V149L3 150V149H5L9 154H10V156L8 155V157H10V158H8L7 159V162L8 163H10V165L13 167V160L12 159H15V163L17 162L18 163V165H21V164H19V162L20 161H22V162H25V160H26V163H22V162H20V163H22L24 166L23 167H26L27 165H28V163H30V165L32 164V163H35V161H33L32 162V160H34L35 159V155H36V153L38 154L39 153V151H44V150H47V149H49V148H51L52 147V150L53 151H56L55 152V154L57 155H55L54 156V159H55V161L57 162L56 163V165H57V169H59L58 171V174H61V176L63 177V178H65L64 176L65 175H63V174H67L68 176L67 177H69V175H71V176H73L74 175V177H72V179H71V177L70 178H68L67 179V177H66V179H65V181L68 183L67 185L69 186V184L70 183H73L74 181H76L77 180V176H76V169L77 168H74L75 167V165H73V163H72V159L70 160V157L71 156H65L66 155V150L67 151H69L71 148H73L72 147V145H71V143H73V142H75V141H69V139L68 138H66V137H68V135H69V130L68 129H73L72 127H77L76 128V131H79V132H77V134H76V136H81L82 137V133H84L85 134V132H87L86 134H85V136H88L89 134L91 135V138H90V140L92 141V144H91V142H90V147H93V148H90V151H91V153L93 154V150L95 151L94 152V156H99L98 158L99 159H102V158H106V160H108L107 161V163L108 162H110V164H108V165H110L109 167H111L112 168V171H116V172H114L115 174L116 173H118V172H120V173H118V175L120 176V175H122V177L124 176V174H125V178H122L121 176V178L119 177V178H117V180H115L114 181V189H112L113 191L116 189L117 191H119V189H120V191L117 193L116 192V190H115V194H114V192H111L112 190L110 189V188H107L106 190H105V193L104 192H102V189H100V188H98L99 189V191H101V192H97L98 190L96 189V191H95V193H94V195H96V196H93V194H92V196L91 197H86V198H88V199H86V198H83L82 197V195H81V193H83L82 192V190H85V188L87 187V184H88V180L87 181H85L86 182V184H84L82 181H84V180H77V182H75L76 184H78V186H79V188H78V193L79 192H81V193H79V194H77L79 197L81 196L83 199H82V201H81V197L79 198L77 195H75V196H77V198L76 197H73V199H80V200H76V202H78L79 203V207H81V208H79V209H81L82 211V213H84V212H89V213H87V214H93V215H95L98 211H99V213L101 212L100 211V209L102 210V212L100 213L101 215H102V213H103V215H104V213H105V217H106V220H103V219H105V217L103 216H101L100 217V214L99 213H97L95 216H97V217H95V216H91L93 219L92 220H96V218H97V220L95 221L96 222V225L93 227V230H92V228H91V225L88 223L86 226H85V228L88 230V232L86 231V229L84 228H82V230L84 231V235H86V236H84V235H82V238H83V236H84V238H87V237H89V238H87L86 240L83 238V240H82V238H81V236H79V235H81V233H83V231L81 232V230L79 229V228H76V230H75V228H71L69 225H67L68 224V222L65 220V218H64V220H65V222L64 221H62L63 220V217H61L62 219H61V221L59 222L60 223V225H59V223L57 224V226L56 227H60L61 228V230H63V231H65V230H68L69 228H70V231H72V232H70L69 230H68V232H69V234H71V237H70V235L69 234H67L66 235V233L64 234V232L63 231H60V229H59V227H58V230H57V228L56 227H54V229H56L55 231L56 232H53L50 228H49V226H48V228L47 227H45V226H47L48 224L46 223V224H43V225H45V226H43V225H41V226H39L38 228H39V230L41 229V230H43V229H45V230H49L50 229V231H49V234L45 231V230H43V231H45L44 232V234L46 235V236H44V238H46L47 236H49L50 234L52 235V233H53V235L51 236H49V238L51 237V240L49 239V240H46V239H44L42 236H41V234H39L40 235V237H42L41 238V244H40V237H39V235L37 236V234H38V231H37V233H36V235L34 234L36 231H35V229L33 230V232H32V230H31V228H29L27 225V227L29 228V230H28V228L27 227H25V225H18L17 227L20 229V231H19V229H17L16 231H18V233L17 234H19L17 237L15 236V238H19V240L17 241V239H15V238H13L14 239V241H13V239H12V242L13 243H11V245H9V246H7L10 242H11V227H9V228H6L7 227V225L8 226H11L10 225V221H9V219H8V221L6 220L7 219V217L9 218V217H11V216H9L8 215V213H4V211H2L1 212V210H0V241L1 240H6V241H4L5 242V246H4V250H6L5 249V247L8 249H11L10 248V246L12 247L13 245V247H12V249H14V247H15V245L16 244H19L18 246L21 248V246L23 247V248H21L22 249V251H21V249H18L17 250V248H16V250H17V252H16V250H14L16 253H17V255L15 256V252L13 251V250H11V253H7L8 251H3V252H5L7 255H12V259L14 260L15 258L17 259V260H14V261H16L17 262V264H33L32 263V261L30 260L31 258H32V260H33V262H34V264H39V262H40V264H52L53 262H54V260H56L54 263H56V264H59V262L60 261H62L60 264H85L86 262L88 263V262H90V263H88V264H92L93 262V264H160L161 262H162V264H164V262H163V258H162V260L159 262V260L161 259V258H159V249H162V247H165V248H163V249H165V250H168L169 249V253H171L170 252V248H171V246H170V242H172L171 240H173V238L175 239V236L174 237H172V238H170V236H169V238H168V233H164L165 235H166V237L168 238V242L170 243V244H168L167 245V241L166 240H164V238H166L165 237V235L162 233H160L159 234V232H164L165 231V220H163V219H166L165 217H166V214L165 213H163V209L162 208H164V207H160L159 206V201H161V199H162V197H163V199H170V198H173V203L172 204H174V208L172 207L173 205L171 204V203H169V205L171 206L170 208V210H172V212L174 213V214H176L178 211H177V209L179 208V202H185V201H187V202H185L184 203V207H183V205L181 206V208H184V213H189L190 214V212H189V210L190 209H192L193 211H191L192 213H191V216L193 215L194 216V214H195V212L196 211H199L200 213H203V211H202V206H201V209H200V207L197 205L199 202H197V203H195L196 201H197V197H199L201 194H203V193H205V191H206V189L209 187V189L212 187V185L214 186V187H212V189H215L216 188V184L214 185V183H215V180L216 181H218L219 179H224V182L223 183H225V185L227 186V184L228 185H232V183H233V181H236V185L238 186L240 183H241V179L240 178H238L237 177V175H235V171L233 170V166H232V164H231V161H233V159L231 158V154H230V152H231V150L229 151L228 149L226 150V152L225 153H229L228 155L227 154H225V153H223V152H218V153H213L212 151H214L215 152V150L214 149H216V147L218 148V146H215V147H211L212 148V150H211V148L209 149V153L207 154V156H206V159H204L203 158V151H202V149L200 148V146L202 145V144H204V143H207L209 140L208 139H210V140H212V141H210V142H215V141H217V138L219 137L218 135L217 136H215L214 134V132H212V133H210V135H209V132H210V129H209V131H208V128H207V126L205 127V125H203V124H201L202 122L201 121H203L204 120V115L202 116V113L200 114V111H202L203 110V107H205L204 106V104H206V106H208V105H211L212 107H213V109H217V100H214V101H208V102H205V101H202V100H204L203 99V97H204V95H205V93H207V92H209L210 91V79H208L207 80V86H206V89L204 88V90H203V87H202V85H201V81H200V79H198L199 77H197V76H193V75H189L188 76V74L187 73H189L190 74V72H186L185 73V70L183 71V69H180L177 65L174 67V69L173 70H175L174 72H172V73H175V75L173 74L172 76H170V78H169V73H168V76L167 77H165L166 76V74L165 75H162L161 76V78L162 79H164V80H162V79H160L159 78V69H158V71H156L154 74H152V76H149V75H146V76H144V77H142L141 79H143L144 80V82H142L143 80H139L138 82H136V84L134 85L135 87H130V83H129V80H127L126 82H120L122 85L120 86V84L118 85V88L119 87H122V90H118V91H120V93L118 92V91H113L111 88V86H107V83L105 84H103V83H101V82H103V80L104 79H102V78H105V74H106V72H107V74H108V70H106V69H108V68H113L112 70H111V73H110V71H109V73H110V80H109V82L113 85L114 83L116 84V82H115V79H116V77H118L117 76V74L116 75H113V73L115 74V72H113L114 70H116L117 69V71H119L120 69H119V66H121V65H123V64H125L126 65V60L123 58V57H120L121 55H120V51H119V49L121 48V47H123V46H125L126 45V40L125 39H122V38H119V31H122V33H127V32H129L130 34V36L132 35V36H135V39H139V40H141L140 38H141V35L143 34L142 33V29H140V27L138 26V22H139V19L141 18V17H143V16H138L137 15V13H135V12H133V14L135 13V15H133L132 14V12L131 11H134V10H132L133 9V2L135 3V2H137V3H135V4H138L139 2H138V0L137 1H135V0H112V4H111V2H110ZM116 1V2H115ZM117 1H119V2H117ZM122 1L124 2L123 3V5L122 4H120V5H122V6H124V7H128L127 9H128V11H127V9L125 8L124 9V7H120L119 8V6H117V5H119L118 3H122ZM140 1V0H139ZM200 1V0H199ZM197 2V0H195V2H196V5H202V6H205L206 4L208 5L209 3L210 4H213L214 3V1L211 3V2H209L208 0H201L200 2ZM242 1V0H241ZM246 1V0H245ZM105 2L107 3V8L105 7ZM151 2V3H150ZM93 3V4H92ZM97 4V5H95V4ZM103 3V4H102ZM115 3V4H114ZM117 3V4H116ZM132 3V4H131ZM159 4L160 3V0H142V1H140V4ZM73 5V6H77V7H75V8H71V5ZM77 4H80L79 6H81V7H79ZM85 4V5H84ZM89 4H91L92 6H90ZM109 4V5H108ZM124 4H126V5H124ZM131 4V5H130ZM134 4V5H135ZM166 4H168V2L166 3ZM244 4H248V3H244ZM32 5V6H31ZM69 5V6H68ZM83 5L84 6H87V9L86 10H84L86 7H84L83 8V10H82V7H83ZM90 7H92L91 9L92 10H89V6ZM100 5V7L98 8V6ZM102 5V6H101ZM128 5H130L131 6V8H130V6H128ZM200 5V6H201ZM206 5V6H207ZM95 6H97V8L98 9H96V7ZM110 7V9H109V7ZM117 6V7H116ZM52 8V9H51ZM106 8V9H105ZM96 9V10H95ZM126 10V11H124V10ZM129 9H131V11L129 10ZM102 10V11H101ZM103 10H104V12H105V10H106V12L108 13H104V14H106V15H104V14H99V13H101V12H103ZM108 10V11H107ZM121 12H120V11ZM80 11L81 12H83V14H85V18L84 17H82L81 18V16H82V13L80 14ZM86 11V12H85ZM87 11H88V13H87ZM97 11V12H96ZM98 11H101V12H98ZM111 11H114L113 13L114 14H110V13H112ZM118 11V12H117ZM124 11V13H122ZM130 11V12H129ZM128 13L127 15L125 14V13ZM36 13V14H35ZM69 13V14H68ZM92 13V14H91ZM96 13V14H95ZM97 13H98V15H97ZM38 14V15H37ZM81 16H80V15ZM87 14V15H86ZM89 14V15H88ZM93 14H94V18H93ZM131 16H130V15ZM45 15V16H44ZM50 15V16H49ZM104 17H103V16ZM112 15V16H111ZM132 15H133V17H132ZM38 16V17H37ZM69 16V17H68ZM90 16H91V18L93 19H91L90 18ZM98 16H102V18H98ZM110 16V17H109ZM63 18L64 20H62L61 18ZM67 19H65V18ZM71 17V18H70ZM96 17L98 18V19H96ZM107 17V18H106ZM113 17V18H112ZM136 17V19H134L133 20V18H135ZM50 18V19H49ZM57 18L59 19V21L57 20ZM104 18V19H103ZM109 18H111L112 20H106L105 22L103 21V20H105V19H109ZM132 18V19H131ZM138 18V19H137ZM41 19V20H40ZM84 19H86V20H84ZM88 19H90V20H88ZM24 20V21H23ZM28 20V21H27ZM60 20H61V24L60 25H57V23L59 24L60 23ZM76 20V21H75ZM95 20V21H94ZM96 20H98V21H96ZM132 20H133V22L135 23V21H136V27H134L135 25H134V23H132L133 25H131L130 23L132 22ZM18 21H19V23H18ZM20 21H22V23H20ZM37 21V22H36ZM38 21H40V22H38ZM49 21V22H48ZM65 21V22H64ZM87 21H90V22H88V23H86ZM91 21H93V22H95V23H97V25H98V27H97V25H93V22H91ZM99 21L101 22V23H99ZM103 21V22H102ZM112 21V22H111ZM28 22V23H27ZM52 23V25H55V26H57V27H53L52 25H51V23ZM77 22V23H76ZM107 22V23H106ZM110 22V23H109ZM151 20H150V22H149V24H151ZM33 23V24H32ZM46 25H45V24ZM66 23V24H65ZM70 23V24H69ZM92 23V25L90 26V24ZM94 23V24H95ZM109 23V24H108ZM111 23H113V24H111ZM115 23V24H114ZM47 24H48V26H47ZM64 24V25H63ZM86 24H88L89 26H90V29H88V27L86 28ZM100 24V25H99ZM101 24H104V31H106V36L107 37H105V38H103L104 36H103V34L105 33L104 31H102L103 29V26L101 25ZM117 24V25H116ZM131 26H130V25ZM148 24V23H147ZM22 26V27H20V26ZM29 25V26H28ZM31 25H32V27H31ZM45 25V26H44ZM50 25H51V27H50ZM106 25H108V26H106ZM110 25V26H109ZM111 25H116V26H114V27H116V28H114L113 26L111 27ZM37 26H39L40 28H42V29H44V27H47V29H49V30H47V31H49V32H47L48 33V35H46L47 33L45 32L46 30V28L44 29V30H42V29H40L39 27H37ZM41 26H43V27H41ZM59 26L61 27V30H62V27H63V30H62V32H61V30H60V28H59ZM73 26V27H72ZM77 26V27H76ZM92 26H93V29L95 28L94 26H96V28L94 29V30H97V28H101L99 31H95V33L96 32H98V33H100V34H98V35H96L95 37H92V34L94 33V32H92L93 31V29H92ZM99 26H101V27H99ZM120 26H122V27H120ZM130 26V27H129ZM80 27V28H79ZM129 27V30L127 29ZM134 29H133V28ZM228 27V28H227ZM18 28H23V30L21 29H18ZM66 28V27H65ZM108 30H107V29ZM110 28H112L113 29V33L112 32H109L110 31ZM131 28V29H130ZM226 28L229 30V29H233V28H231V26H226ZM76 29V30H75ZM80 29V30H79ZM106 29V30H105ZM117 31H116V30ZM23 33V34H21V35H17L16 33L17 32H19L20 33V31ZM72 30L74 31L73 33H72ZM79 30V31H78ZM116 32H115V31ZM135 30V31H134ZM141 30V31H140ZM159 30V29H158ZM230 30V31H231ZM39 31V32H38ZM51 31H52V33H53V31H54V34L55 35H53V34H51ZM65 31L67 32V33H65ZM86 31H90L89 32V34H87L88 32H86ZM103 33H101V32ZM134 31V32H133ZM28 32V33H27ZM44 32V33H43ZM60 32V33H59ZM76 32V33H75ZM79 32V33H78ZM109 33V35L112 33V35L114 36V38H113V36L111 37V36H108L107 34ZM132 32V33H131ZM18 33V34H19ZM39 33V34H38ZM42 33H43V35H42ZM59 33V36H57V34ZM90 33H92V34H90ZM137 33V34H136ZM15 34H16V36L17 37H21L22 35V37H23V39H24V37H28V39H24L25 40V44L23 43V45L24 46H26V47H31V48H27V50H28V53H27V50H25V49H23L22 50V48H26V47H22V46H20V45H18V47L16 48L15 47V43L13 42V41H11V40H13V39H15ZM37 34H38V36H37ZM67 34V35H68ZM76 34H77V36H76ZM78 34H80V35H78ZM84 34V35H83ZM25 35V36H24ZM51 35L53 36V37H51ZM87 35H89L88 37H87ZM93 35H95V34H93ZM99 35H100V37H99ZM136 35H137V37H136ZM139 35V36H138ZM156 35V34H155ZM154 35V36H155ZM14 36V37H13ZM41 36H43V37H41ZM60 36V37H61ZM73 36H76L75 38L77 39H79V41H78V39L76 40V39H74V38H72ZM79 36V37H78ZM101 36H103V37H101ZM117 36V37H116ZM131 36V37H132ZM195 36V35H194ZM11 37V38H10ZM16 37V38H17ZM21 37V38H22ZM30 37V38H29ZM35 39V41H38V43L36 44L35 42H34V46H33V38ZM63 37V36H62ZM92 37V38H91ZM97 37H99L98 39H97ZM113 38V39H110V38ZM192 37V36H191ZM6 38H8V39H6ZM9 38H10V40H9ZM13 38V39H12ZM37 38V39H36ZM42 38H44V40L42 39ZM48 38V39H47ZM85 38H88V39H85ZM96 40H95V39ZM5 39V40H4ZM30 39H31V41H32V43H29V42H26V40L27 41H30ZM46 39H47V42H46ZM68 39V40H67ZM74 39V40H73ZM90 39V40H89ZM189 39V38H188ZM89 40V41H88ZM242 40V39H241ZM9 41H10V43H9ZM44 41V42H43ZM224 44H223V47H221L219 50H216V49H214V50H212V51H210V52H212L213 54H214V52H215V54L216 53H221L222 55H221V60H220V63H221V67L220 66H217L218 68H219V70H221V71H223V74H226V75H228V78L229 77H233V76H235V75H233V74H236V69H237V67H238V65H239V61H240V53H241V50H242V48H243V46L245 45V42L244 41H242V42H240V43H235V42H233V41H230L229 39H225L224 38ZM14 44V49L12 48L13 47V44ZM6 43H8V44H6ZM28 43V44H27ZM73 43V44H72ZM99 43V44H98ZM243 44V46H242V44ZM3 44V45H2ZM10 44H12V46L10 45ZM27 44V45H26ZM30 44H32V45H30ZM46 44V45H45ZM75 44V45H74ZM86 44H87V46H86ZM90 46H89V45ZM94 44V45H93ZM95 44H97L96 45V47L95 48H97V50H93V46H95ZM233 44V45H232ZM241 44V45H240ZM39 45V46H38ZM60 45H62V43L60 44ZM80 46V47H77V46ZM93 45V46H92ZM185 45H188V43L187 44H185ZM32 46H33V48H32ZM38 47V53H37V47ZM42 46H44L47 50H45V48L43 49V47L41 48ZM63 46V45H62ZM89 46V47H88ZM105 46V47H104ZM108 46H109V48H108ZM227 46H228V49H227ZM235 46V47H234ZM240 46V47H239ZM36 47V48H35ZM79 48V49H77V48ZM90 47H92V49H90ZM39 48H40V50L41 49H43L42 51H40L39 50ZM67 48V47H66ZM13 49V50H12ZM31 50H32V52H31ZM180 49H178L177 51H179ZM1 51V50H0ZM10 51V52H11ZM31 53H30V52ZM46 51V52H48V53H44V52ZM78 51H80V53L78 52ZM111 51V52H110ZM194 51V50H193ZM192 51V52H193ZM227 51V52H226ZM22 52V53H21ZM25 52V53H24ZM33 52H34V54H33ZM43 52V53H42ZM63 52V51H62ZM82 52H86V54H88V56L87 55H85V57L83 56V54H82ZM103 52V53H102ZM105 52V53H104ZM76 53V54H75ZM78 53L80 54V57H79V55H78ZM95 53V54H94ZM201 53V54H200ZM205 51L203 50V51H200V52H195L194 51V53H192V57H193V62H196V64H198V65H204L203 63H205L206 61L204 60V56H205ZM224 53V54H223ZM15 54V55H14ZM29 54H32L31 56L28 55ZM45 54V55H44ZM100 54V55H99ZM102 54V55H101ZM119 54V55H118ZM152 54V55H151ZM151 54H149V56L150 57H148L147 55H143V56H146V58L145 57H143V56H140L139 58H142L143 60L144 59H147L148 58V62H157V60L159 59L158 57H157V55L155 56L153 53H151ZM214 54V55H215ZM22 55V56H23ZM25 55H27V56H25ZM44 55V56H43ZM68 55H70V56H68ZM78 55V56H77ZM97 55V56H96ZM154 55V56H153ZM200 55V56H199ZM0 56H1V52H0ZM46 56V57H47ZM72 56V60L70 59V57ZM118 56V57H117ZM151 56H152V58H151ZM8 57L11 59H8ZM26 57H30L29 59H27ZM33 57V56H32ZM73 57H74V61H73ZM155 57V58H154ZM199 57H201V59L199 58ZM97 58V59H96ZM150 58V59H149ZM158 58V59H157ZM198 58L200 59V61L198 60ZM203 58V59H202ZM226 58H228V59H226ZM102 59V60H101ZM118 59V60H117ZM153 59H154V61H153ZM230 59V60H229ZM16 60V61H15ZM19 60V59H18ZM20 60H21V57H20ZM19 60V61H20ZM99 60V61H98ZM109 60V61H108ZM121 60V61H120ZM125 60V61H124ZM150 60V61H149ZM195 60V61H194ZM203 60H204V62H203ZM107 61V62H106ZM118 61H120V62H118ZM224 61H227V63H225ZM231 61V62H230ZM75 62V63H74ZM97 62H98V64L101 62V63H103V64H99L100 66H101V68H100V66L97 64ZM125 62V63H124ZM158 62H159V60H158ZM157 62V63H158ZM200 64H199V63ZM74 63V64H73ZM115 63H117V64H115ZM122 63V64H121ZM223 63H225L226 64V68H228V67H230L231 66V70L229 69V70H225L226 68H224L225 66L223 65ZM74 66H73V65ZM76 64H79V65H76ZM82 64V65H81ZM85 66H84V65ZM119 64V65H118ZM72 65V66H71ZM111 65V66H110ZM112 65H114V66H112ZM116 65H117V68H115L116 67ZM200 65V66H201ZM213 65V66H212ZM212 65L211 64H209L208 63V61L205 63V67H207V71L206 72H208L207 73V75L208 74H210L211 75V73L212 74H215L214 72H213V69H215L214 71H216V70H218V68L215 66L216 65V63L214 62V63H212ZM75 66H79L78 67V69H77V67H76V69L75 68H73V67H75ZM80 66L84 69V70H82V68L80 69ZM104 66V68H102ZM228 66V67H227ZM7 67V68H6ZM210 67V68H209ZM212 67V68H211ZM9 68V69H8ZM10 68H12L11 70H10ZM67 68V69H66ZM99 68L100 69H102V73L100 72L101 70H99ZM158 68H159V63H158ZM224 68V69H223ZM233 68V69H232ZM8 69V70H7ZM17 69V68H16ZM80 69V71H78ZM103 69H105V70H103ZM212 71H211V70ZM217 71L218 73L220 72V71ZM8 71H10V72H8ZM104 71H106V72H104ZM210 71V72H209ZM234 71H235V73H234ZM8 72V73H7ZM65 72V73H64ZM101 74V75H103V76H101L100 75V77H99V75H97V74H99V73ZM103 72H104V74H103ZM113 72V73H112ZM226 72V73H225ZM228 72V73H227ZM233 73V74H232ZM8 74V75H7ZM26 74V73H25ZM83 74V75H82ZM193 74H195V73H193ZM217 74V73H216ZM151 75V74H150ZM210 75H209V77H210ZM230 75V76H229ZM18 76H20V77H18ZM26 76L27 77H29L27 74H26ZM185 76H187V79H186V77ZM190 76H192L191 78H190ZM66 77H68V75L66 76ZM208 77V78H209ZM58 78V77H57ZM56 77H53V78H51L50 80H51V82L53 83V86H54V83H58L59 82V80L57 79ZM146 78V79H145ZM174 78L176 79H179V80H177V82H176V80L174 81ZM195 78H197L198 79V81H197V79H195ZM211 78V77H210ZM168 79H170V82L168 81ZM172 79H173V81H172ZM189 79H191V82L189 81ZM193 79V80H192ZM5 80H7V79H5ZM34 80V82H32L31 83V81H33ZM85 82H84V81ZM30 81V82H29ZM58 81V82H57ZM101 81V82H100ZM194 81V82H193ZM200 81V82H199ZM112 82H114V83H112ZM128 82V83H127ZM169 82V83H168ZM172 82H176V83H178V84H176L174 87H175V89H176V87H177V90H174V87H173V91H170V89L172 90V88H170L169 87V85L171 86V84H172ZM190 82V83H189ZM197 82L198 83H200V84H198V86L196 85L197 84ZM3 83V84H2ZM4 83H5V86H3L4 85ZM22 83V84H21ZM30 83V84H29ZM77 83V84H78ZM103 84V85H101V84ZM125 83H127V86H125ZM32 84V85H33ZM37 84H35V85H37ZM98 84H99V86H98ZM7 85V86H6ZM15 85V86H14ZM19 85V86H18ZM21 85V86H20ZM25 85V86H24ZM33 86L32 87V91H33V89L36 87V86ZM94 85V86H93ZM128 85H129V87H128ZM201 86V88H200V86ZM23 86V87H22ZM31 86V87H30ZM95 86H98L96 89H95ZM139 86V87H138ZM142 86V87H141ZM187 88L188 87V89H186L185 87ZM190 86V87H189ZM3 87L5 88V90L7 89V90H9L11 87H13V89H10L8 92V94H7V90L5 91L4 89H3ZM8 87H9V89H8ZM14 87H15V89L17 88L18 90L16 91L15 89H14ZM38 87V86H37ZM55 87V86H54ZM172 87V86H171ZM30 88V89H29ZM170 88V89H169ZM189 88L190 89H192V90H190V94H189V97L187 96V97H182V95L184 94V91H186V90H188V92H189ZM198 88H200V89H198ZM3 89V90H2ZM26 89H27V91H26ZM98 89V90H97ZM105 89V90H104ZM117 89V88H116ZM119 89H121V88H119ZM169 89V90H168ZM97 91V93L95 92V91ZM159 90H161L160 91V94H159ZM4 91V92H3ZM11 91H12V93H11ZM16 91V92H15ZM26 92V93H24V92ZM31 91V92H32ZM123 91V92H122ZM191 91H192V93H191ZM205 91V92H204ZM0 92V93H1ZM28 92V93H29ZM52 92H53V94H52ZM63 92V93H62ZM113 92V93H112ZM162 92L164 93V94H168V92H169V96H170V98H169V96L166 94V95H164V94H162ZM172 92V93H171ZM173 92H174V94H177V96L176 95H174L173 94ZM176 92H178V93H176ZM182 92H183V94H182ZM196 92L198 93V94H196ZM5 93V94H4ZM21 93H22V96H21ZM46 93V94H47ZM96 93V94H95ZM122 93V94H121ZM124 93V94H123ZM129 95H127V94ZM130 93V94H129ZM170 93H171V95L173 94L174 95V97H177V98H173V96H171L170 95ZM7 94V95H6ZM65 94V98H63L64 96H62V95H64ZM194 94H196V95H194ZM86 95H90V94H86ZM85 95V96H86ZM114 95H115V97H114ZM123 95V96H122ZM162 95H164L163 97H162ZM17 96V98L15 99L14 97H16ZM21 96V97H20ZM37 96V95H36ZM84 96V97H85ZM126 96H128L129 98H126L125 99V97ZM154 96V98L152 99V100H150L151 99V97H153ZM160 96V97H159ZM198 96H201V99H200V97H199V99L197 98ZM2 97L0 98V104H2L1 103V99H2ZM5 97V98H6ZM28 97H25V98H28ZM60 97V98H59ZM117 97V98H116ZM169 98V99H167L168 100V102H169V100H170V102L168 103V102H166L167 104H163V103H165V100L164 99H166V98ZM171 97H172V99H171ZM34 98V99H33ZM35 98H37V99H39V101H40V106L39 105H37L38 103H39V101H38V103L37 102H34V101H37V100H35ZM81 98H83V96L81 97ZM112 98H113V100H112ZM115 98V99H114ZM136 99L135 101H131V99ZM159 98H161V103L159 102ZM178 98H179V100H178ZM198 100H197V99ZM52 99V103H48V102H50V100ZM118 99V100H117ZM144 99V100H143ZM147 99V100H146ZM174 99H177L179 102H176L175 103V101H177V100H175L174 101ZM182 99V100H181ZM194 99V100H193ZM195 99L198 101V103H200V101H202L201 102V104H199L198 105V103L195 101ZM213 99H216V97H214ZM9 100V101H8ZM11 100V101H10ZM43 100H46V101H43ZM61 100V101H60ZM92 100V101H91ZM109 100V101H108ZM130 101V103H129V107H127V108H125V109H119V107H120V105L122 106V104L123 103H125V102H129ZM166 100V101H167ZM172 100V101H171ZM180 100H181V102H180ZM188 100V101H187ZM200 100V101H199ZM70 101H72V102H69V104H70V106H74V104H75V100H70ZM113 101V102H112ZM136 101H138L139 103H137ZM141 101V102H140ZM164 101V102H163ZM41 102L43 103V102H46V104H44V105H46L45 107H44V105L42 104L41 105ZM104 102V103H103ZM147 102V103H146ZM163 102V103H162ZM171 102H173V104L175 105L176 104V106L175 107H177V108H174V107H170V106H173L172 105V103ZM192 102H193V104H192ZM195 102H196V105H195ZM204 102V103H203ZM37 103V104H36ZM61 104V106H60V104ZM71 103H74V104H71ZM98 105H97V104ZM99 103H103V104H100L99 105ZM137 103V104H136ZM147 104V107H146V104ZM161 105H160V104ZM171 103V104H170ZM177 103H178V105H179V103H180V106H178L177 105ZM191 103L192 105H193V107L194 106H196V107H194L193 108V112H190V109L188 108V107H190V106H192L191 104L189 105V104ZM11 103H9V105H10ZM59 104V105H58ZM142 105V104H145L144 106L146 107V108H149V109H147V111L145 110H140V109H138L136 106L137 105ZM76 105V104H75ZM112 105H114L113 107H112ZM119 105V106H118ZM160 105V106H159ZM170 105V106H169ZM189 105V106H188ZM216 105V106H215ZM42 106V107H41ZM99 106V107H98ZM116 106H118V107H116ZM169 106V107H168ZM199 106V107H198ZM201 106V107H200ZM1 107L2 106H0V109H1ZM41 107V108H40ZM48 107V108H49ZM86 107V108H85ZM96 107L98 108V110L99 111H102V110H104V112L102 111L101 113H97L98 112V110L96 109ZM100 107H102V108H100ZM168 107V108H167ZM198 107V108H197ZM36 108H40V109H36ZM49 108V109H50ZM92 108H94V109H92ZM100 108V109H99ZM115 111V112H112V109ZM136 108V109H135ZM42 109V110H41ZM50 109V110H51ZM52 109V110H53ZM117 109V110H116ZM171 109H175L174 111H172ZM196 109V110H195ZM202 109V110H201ZM41 110V111H40ZM92 110V111H91ZM93 110H96V111H94V112H96V113H93ZM119 110V111H118ZM82 111V112H81ZM90 111H91V113H90ZM131 111H133L132 113H135V114H130L131 113ZM139 112V115H137L138 113L137 112ZM88 114H86V113ZM121 112V113H120ZM177 112V113H176ZM186 112V113H185ZM199 112V113H198ZM91 115H90V114ZM188 115L189 114V116H192L191 118L189 117V116H187V117H185V118H188L189 120H186V119H184L183 118V116L185 115ZM0 114H1V110H0ZM86 114V115H85ZM92 114H93V116H92ZM97 114V115H96ZM121 114V115H120ZM143 114V115H142ZM182 114V116H181V119H176V116L177 117H179L180 115ZM184 114V115H183ZM196 114H198V116L200 115V116H202V117H200L199 116V118L196 116ZM60 115H58V114H56V116L57 117H59L60 119L59 120H63V119H61V116ZM82 115H84V116H82ZM91 116V118H87V119H85L87 116L88 117H90ZM167 115V116H166ZM185 115V116H186ZM96 116V117H95ZM109 116V117H108ZM78 117V118H79ZM85 117V118H84ZM114 117V118H113ZM84 118V119H83ZM100 118L101 120L100 121H98V119ZM109 118H111V120H109ZM113 118V119H112ZM192 118H193V120H192ZM84 120V123H83V120ZM177 121H176V120ZM191 119V120H190ZM197 119V121H195L194 122V120H196ZM203 119V120H202ZM37 120V121H36ZM80 120H82V122L80 121ZM179 120H180V122L182 121V123H183V125H182V123H179ZM185 120V121H184ZM228 121H231L232 119H227ZM227 120H225V122L227 121ZM234 120V119H233ZM34 121H36V122H34ZM86 121V122H85ZM88 121V122H87ZM196 124H194L193 122ZM227 121V122H228ZM38 122V123H37ZM40 122H41V124L42 125H44L43 127H45V128H43L42 129V125L40 124ZM191 123V126L189 127V125L190 124H188V129H187V127H186V124H184V123ZM224 122V121H223ZM222 122V123H223ZM226 122V123H227ZM232 122V121H231ZM234 122H235V120H234ZM45 123V122H44ZM74 124V126H73V124ZM176 123H177V125H176ZM179 123V124H178ZM198 123H200V124H198ZM20 124H21V121H20ZM46 125L48 124L49 125V123H47V120H46V123H45ZM86 126H85V125ZM89 126H88V125ZM98 124V125H97ZM174 124V125H173ZM181 124V125H180ZM15 125V127H17ZM197 125H198V127H199V125H201L200 127L201 128H199V130L200 129H202V130H200V131H198L197 129H198V127H197ZM1 126V125H0ZM33 126H35L36 128H34ZM176 126V127H175ZM183 126V127H182ZM193 126V127H192ZM202 126H204V127H202ZM25 127V126H24ZM33 130H36V131H32V129ZM38 127H39V130H38ZM41 127V128H40ZM61 128V125L60 126H58V129H60ZM75 127H74V129H75ZM85 128V130H84V128ZM87 127L88 128H90V129H87ZM1 128V127H0ZM183 128L184 129V131H181V129ZM195 129V133L193 134V133H190L191 131H193V130H191V129ZM203 128H204V131H203ZM2 129V128H1ZM8 129H10V127L8 128ZM40 129L41 130H44L45 129V134L44 135H42V133H43V131H42V133L40 132ZM49 129V130H48ZM70 129V130H71ZM73 129V130H74ZM80 129V130H79ZM81 129H83L82 131H81ZM87 129V130H86ZM94 129V130H93ZM185 129L187 130V132L188 133H190V134H188L186 131H185ZM189 129H190V131H189ZM68 130V131H67ZM37 131H39L37 134H36V132ZM75 131V130H74ZM74 131H72V133L71 134H74ZM83 131H85V132H83ZM93 131V132H92ZM196 131H198V132H200L198 135H197V132ZM203 131V132H202ZM27 133V134H29V132L31 133V134H29V136L31 137V139L32 140H27V139H30V137L28 136V135H26V134H24V133ZM50 132V131H49ZM48 132V133H49ZM89 132H91V133H89ZM194 132V131H193ZM34 133V134H33ZM39 133H41L40 134V138H41V142L43 143V144H41L40 146H39V144L41 143L40 141H39ZM47 133V134H48ZM76 133V132H75ZM187 133V134H186ZM10 134H11V136H10ZM33 134V135H32ZM79 134V135H78ZM88 134V135H87ZM202 134V135H201ZM212 134V135H211ZM9 135V136H8ZM33 137H32V136ZM49 135H50V133H49ZM64 136L63 138H66L67 139V141H66V139H65V142L70 146V148H69V146H67L66 144H62L63 142H64V139L62 138V136ZM89 135V136H90ZM186 135H187V137H186ZM200 135V136H199ZM13 136V137H12ZM25 136L27 137L28 136V138H25ZM34 136H35V138H34ZM47 136L49 137V139H47L46 140V138H47ZM61 136V137H60ZM199 136V138H197ZM201 136H203L202 137V139H200L201 138ZM212 136H214V138L212 137ZM11 137H12V139H11ZM94 137V138H93ZM212 137V138H211ZM217 137V138H216ZM37 138H39L38 140H37ZM208 138V139H207ZM9 139V140H8ZM39 142H36V143H38V146H36L37 144H34V143H32V142H35L36 140ZM95 139V140H94ZM205 140V141H203L202 142V140ZM214 139H216L215 141H214ZM23 140V141H22ZM35 140V141H34ZM48 140L50 141H52L53 142V140L55 141V142H53V143H51V141L50 142H48ZM3 141L5 142V140L3 139ZM24 141H25V144H24ZM68 141H69V143H68ZM95 141H97V142H95ZM176 141V142H175ZM179 141H181V142H179ZM13 142V143H12ZM23 142V143H22ZM26 142H27V144H26ZM29 142H30V144L31 145H29ZM64 142V143H65ZM167 142V143H166ZM170 142V143H169ZM175 145V148H172V147H174V145H172L171 146V144L172 143ZM9 145H8V144ZM17 143V142H16ZM46 143L50 146V145H52V144H54V146H50V147H47L48 145H46ZM51 143V144H50ZM56 143V144H55ZM96 143V144H95ZM166 143V144H165ZM184 143V144H183ZM26 145V146H24V145ZM60 144V145H59ZM169 144V145H168ZM178 144V146H176ZM6 145L8 146V147H6ZM28 145H29V147H28ZM35 145L36 147L34 148L33 146ZM63 145V146H62ZM73 145H75V143L73 144ZM181 145H183V146H181ZM10 146V147H9ZM32 146V148L33 149H31L30 147ZM65 146V147H64ZM67 146V147H66ZM169 148L168 150H167V148ZM12 147V148H11ZM47 147V148H46ZM54 147V148H53ZM178 149H177V148ZM181 147H183V148H181ZM189 147V148H188ZM16 148V149H15ZM29 148V149H28ZM57 148V149H56ZM63 148H65L64 150H65V152H63ZM172 148V149H171ZM35 149V150H34ZM55 149V150H54ZM59 149V150H58ZM93 149V150H92ZM97 149V150H96ZM103 149V150H102ZM166 149V150H165ZM171 149V150H170ZM186 149V150H185ZM188 149V150H187ZM15 151V153H16V155H15V153H13L14 151ZM31 150H33V153H32V151ZM38 151V152H35V151ZM99 150V151H98ZM176 150V151H175ZM21 151V153L22 154H20L19 152ZM24 151H27V155H25L26 154V152L24 153ZM58 151H61V152H58ZM71 152H73L74 151V149L73 150H70ZM97 151V152H96ZM189 151V152H188ZM190 151H191V153H190ZM228 151V152H227ZM65 154V155H61V154H63V153ZM70 152V153H71ZM167 152H168V155H167ZM171 152V153H170ZM174 154H173V153ZM12 153V154H11ZM29 153H30V157H29ZM32 153V154H31ZM35 153V154H34ZM96 153V154H95ZM100 153V154H99ZM104 153V154H103ZM108 153V154H107ZM194 153V154H193ZM213 155H212V154ZM33 154H34V156H33ZM60 154V155H59ZM98 154V155H97ZM170 154L172 155L173 154V156H171L170 157ZM189 154H192V155H189ZM221 154V156H219ZM225 155V158H227L226 160L224 159L223 160V157H224V155ZM1 155V154H0ZM12 155V156H11ZM14 155H15V157H14ZM18 155H20V158H17V157H19ZM71 155V154H70ZM100 155L102 156L101 158H100ZM107 155V156H106ZM166 155H167V157H166ZM223 155V156H222ZM27 156H28V158H27ZM32 156H33V158H32ZM62 156V157H61ZM63 156H65V157H63ZM162 156H165V157H162ZM186 156H188L187 158H189V160L190 159H193V157H194V159L195 158H198L199 157V160L197 159L196 160V162H197V164H196V162L194 161H192V162H190V163H188L187 164V158H186ZM190 156H192V157H190ZM196 156V157H195ZM200 156H202V157H200ZM24 159L25 158V160H23L22 158ZM60 157V158H59ZM161 157H162V159H161ZM170 158V159H168V161L166 162V163H164V161H165V159H167V158ZM172 157H174V158H172ZM185 157V158H184ZM30 158H31V160H30ZM68 158H69V160H70V162H68V164L70 163L71 165H68V167H70V169L69 170H67L68 168H66L67 166V162L65 161V160H67L68 161ZM172 158V159H171ZM181 158H184V159H182V160H184V161H181ZM17 159L19 160V161H17ZM65 159V160H64ZM78 159V158H77ZM76 158H75V160H77ZM103 159V160H104ZM187 159V160H186ZM213 159V160H212ZM60 160L61 161H63L64 160V162H61L62 163V166H61V164H60ZM160 160V161H159ZM202 162H201V161ZM229 160H230V162H229ZM10 161H12V163L10 162ZM30 161V162H29ZM50 162H49V164L50 165H52L53 166V162L51 163V159L49 160ZM53 161V160H52ZM181 161V162H180ZM209 161H211V162H209ZM0 162H1V157H0ZM6 162V165H7V167H6V169L8 170V169H11L10 171L8 170L7 171V174L8 173H10L11 171H12V169H13V171L14 172H11L10 174H8V176L10 175L11 176V178L9 179V177H8V179L6 180L7 181V183H9L10 181L9 180H11L12 178V180H15V182L14 181H12L11 180V183L13 182V184L15 185H13V186H10L11 185V183H9L8 184V187H14V189H15V191L14 192H16L15 194H14V192H11V193H13V196L15 195H17L16 197L14 196V198L13 197H10L8 200H7V203H9V205H10V207H12V208H16V207H24L25 205V207H27V206H31L32 204H34V203H36L37 201H36V199L39 197V195H38V193H39V191L38 190H35L36 189V187H35V189H34V192H35V195H33V191L31 192H25V191H22L23 193H24V195H22L21 193V191L20 190H16V188H20L21 186H23V185H21V184H24V182H26L27 181V178L25 177V175L23 176V173H27L28 174V177H31V176H33L32 174H33V172L32 171H30L31 170V168L33 167V164L31 165L32 167L30 168V166L28 165V168L30 169H28L27 167H26V169H28L29 171H27L25 168H23L22 167V165L19 167L18 165H14L15 167H13V168H11V166L8 164ZM28 162V163H27ZM32 162V163H31ZM85 162V164H86V160L84 161ZM184 162H186V165L184 166ZM201 162V163H200ZM204 162H206V164H207V166L205 165V163ZM227 162V163H226ZM63 163H66L65 164V166H63L64 164ZM162 163H164L163 165H160L161 167H163L162 169L163 170H165V171H167L166 169L167 168H169L170 169V171H175L176 170V172H177V174H176V172L175 173H173L172 172V174H171V172L169 171V175H170V177H169V175L167 176L166 174H164V172L165 171H161L162 169H161V167H159V169H161V170H159L157 173H155V174H153V172H151L150 173V170L151 171H153L154 169H155V172H156V169H157V167L159 166V164H162ZM182 163H184V164H182ZM200 163V164H199ZM212 163H214V164H216V165H212ZM234 163V162H233ZM27 164V165H26ZM85 164H83L84 165V167L83 168H86L85 167ZM91 164V165H90ZM88 166H87V168H86V170H85V173H87V172H89V170L88 169H90L91 170V168H92V170H93V164L92 163H90ZM170 165V167H169V165ZM196 164V165H195ZM210 164V165H209ZM229 164H231V165H229ZM0 165H1V163H0ZM8 165H9V167H8ZM26 165V166H25ZM55 165V166H56ZM74 167H73V166ZM99 165V164H98ZM165 165H167L166 167H165ZM182 165V166H181ZM190 167V169L188 168V166ZM17 166H18V168H17ZM72 166V167H71ZM154 166V167H153ZM184 166V167H183ZM186 166H187V168L188 169H186ZM193 166V168H191ZM201 166V167H200ZM214 166H219L220 168H222L219 172H218V169H216V168H214ZM232 166V167H231ZM51 167V166H50ZM62 167H64V168H62ZM80 167H82V166H80ZM99 167H100V165H99ZM182 167H183V169H186V170H183L182 169ZM213 167V168H212ZM23 168V169H22ZM52 168V167H51ZM66 168V169H65ZM74 168V169H73ZM146 168V169H145ZM154 168V169H153ZM166 168V169H165ZM196 168V169H195ZM1 169H2V167H0V171H1ZM16 171H15V170ZM52 169H54V166H53V168ZM62 169L64 170H66V172H65V170H64V172L65 173H62ZM95 169H97V167H95ZM144 169V170H143ZM168 169V170H169ZM172 169V170H171ZM194 169V170H193ZM203 169V170H202ZM216 169V170H215ZM232 169V170H231ZM20 170H23L22 172H20ZM26 170V171H25ZM71 170V171H70ZM75 170V171H74ZM92 170L90 171V172H92ZM118 170V171H117ZM138 170H142V171H145V170H149L148 172H146L145 171V173L146 174H148V173H150L151 175H150V177H149V174L148 175H143V173H142V171H138ZM190 170H193V171H195V172H197V174L195 175L194 173H193V171H190ZM200 170V171H199ZM204 170H206L205 172H204ZM19 172V174L21 175V176H23V179L21 178V176L20 175H18L17 173ZM70 172V174L68 173V172ZM95 171H97V170H95ZM189 171V173H185V172H188ZM210 171H211V173H210ZM29 172H32V173H29ZM61 172V173H60ZM75 174H74V173ZM124 172V174H121V173H123ZM128 172H129V174H128ZM133 173L131 176H130V174L131 173ZM134 172H136L138 175H136ZM139 172V173H138ZM160 172V173H159ZM163 174H162V173ZM168 172V171H167ZM166 172V173H167ZM190 172H192V173H190ZM200 172H202V174L200 173ZM213 172H215V173H213ZM229 172V173H228ZM230 172H232V173H230ZM184 173V174H183ZM200 173V174H199ZM209 173V174H208ZM213 173V174H212ZM14 174V175H13ZM17 174V175H16ZM128 174V175H127ZM142 174V175H141ZM157 174V175H156ZM180 174V175H179ZM189 174V175H188ZM191 174H193V175H191ZM214 176V177H212V175ZM220 174V176H223L224 175V177H225V175H227L226 176V180H225V178L224 177H219V176H217V175H219ZM229 174H231L232 176H234L232 179L233 180H231V178H230V176L231 175H229ZM13 175V176H12ZM57 175V174H56ZM127 175V176H126ZM155 175V176H154ZM159 175V176H158ZM177 175H179L178 177L179 178H177ZM184 176L185 177V181H184V178H182V176ZM188 175V176H187ZM195 176V180H197V181H195V180H193L194 178L193 177H191V176ZM201 176V178L202 177H204V178H206V180H207V183L204 185L202 182H206V180L205 179H201L200 180V176ZM216 175V176H215ZM17 176V177H16ZM130 176V177H129ZM158 176V177H157ZM160 176H164L165 178L163 179L162 177V181H161V179H159V177ZM186 176L187 177H189L190 176V178H188V179H190L189 181H188V179L186 178ZM39 177V178H38ZM129 177V178H128ZM142 177H145V178H142ZM147 177V178H146ZM154 179V181L156 182V181H158L159 180V182L161 181V183H162V185L160 186V184L161 183H155L154 181H153V179ZM168 177V178H167ZM171 177H173V178H171ZM181 177V178H180ZM208 177V178H207ZM218 177V178H217ZM227 177H229V178H227ZM236 177V178H235ZM20 178V179H19ZM34 179L36 178L37 180H38V182H40L41 183V181H43V177L41 178V176L40 175H37V174H35L34 175V177H33ZM40 178L42 179V180H40ZM156 178H158V179H156ZM167 178V179H166ZM173 179V180H169V179ZM176 180H175V179ZM193 178V179H192ZM209 178H211V179H209ZM214 178V179H213ZM21 179L22 180H24L23 182L21 181ZM118 179H119V181H118ZM151 179H152V181L155 183H152V181H151ZM180 179V180H182V181H178V180ZM191 179L195 182H191ZM222 179V180H223ZM229 179V180H228ZM56 180L58 181V178L56 177ZM102 180H106V178H104V176H103V179ZM147 180V181H146ZM166 180V181H165ZM174 181V184H169V181ZM201 181V183L202 184H200L199 182ZM205 180V181H204ZM209 180V181H208ZM213 180H214V182H213ZM238 180H240V181H238ZM9 181V182H8ZM16 181H17V186H16ZM78 181H80V182H78ZM132 181V182H131ZM148 181H149V183L152 185H154V187H151V186H149L150 184H147L148 183ZM164 181V182H163ZM168 181V183H165V182H167ZM175 181H177V184H176V182ZM211 181V183H210V185H207L209 182ZM230 181H232L230 184H229V182ZM239 182V184H237L238 182ZM22 182V183H21ZM82 182V184H80ZM131 182V183H130ZM139 182V183H138ZM143 182H144V184H146V185H144L143 184ZM147 182V183H146ZM170 182V183H171ZM178 182L179 183H181V185L180 184H178ZM183 182L185 183V184H187V186L188 187H190V185H191V183H193L192 185L193 186H195V188H193L192 187V185H191V187L189 188V190L190 189H192V190H188V188L187 187H182L183 185H185V184H183ZM190 182V183H189ZM198 182V183H197ZM228 182V183H227ZM164 183V184H163ZM173 183V182H172ZM196 183L197 184H199L198 185V187H200L199 189H201V191H200V193H198L197 191H199V189H198V187H197V185H196ZM227 183V184H226ZM235 183V182H234ZM42 184V183H41ZM129 184V185H128ZM142 184V185H141ZM167 184V185H166ZM190 184V185H189ZM81 185V186H80ZM82 185H83V187H82ZM86 185V186H85ZM128 185V186H127ZM147 185H148V187H147ZM152 185V186H153ZM155 185H156V187H155ZM168 185H170V188L171 189H169L168 190ZM172 185V186H171ZM202 185H204V187H203V189H202V187L201 186ZM208 187H207V186ZM230 185V186H231ZM235 185V186H236ZM122 186V187H121ZM126 186V187H125ZM145 186H146V188H145ZM176 186V187H175ZM177 186H179V187H177ZM180 186L184 189H180ZM186 186V185H185ZM206 186V187H205ZM230 186H228V188L226 187L225 189H224V192H227V191H229V190H231V188H233V187H230ZM233 186V185H232ZM34 187V186H33ZM124 187V188H123ZM149 187H151L150 188V191L148 190L149 189ZM167 188V189H165V188ZM124 190V191H126L125 192V194H122L124 191L122 190V189ZM134 188H136V191H135V189ZM176 190H175V189ZM206 188V189H205ZM80 189V190H79ZM133 189H134V191H133ZM142 189V190H141ZM163 189H165L164 191H168V192H166V193H164V191H163ZM172 189H173V191L175 192L176 191V193H177V195H176V193H174L173 191H172ZM186 189V190H185ZM195 189V190H194ZM196 189H198V190H196ZM205 189V190H204ZM209 189H207V191L209 190ZM31 190H33V189H31ZM138 190V191H137ZM141 190V194L139 195V191ZM180 190H182V191H180ZM196 191V192H194V191ZM204 190V191H203ZM19 192V194H18V192ZM109 191V192H108ZM122 191V193H120ZM178 191V192H177ZM185 191V192H184ZM191 191L194 193V196H195V193H196V195L198 194L199 196H193L192 194L193 193H191ZM64 191H61L60 193H63ZM129 192V193H128ZM135 192H139V193H137L138 194V198H137V194L135 193ZM179 192H181V196H182V198L180 197V198H177L178 196H180V193ZM187 192H189V193H187ZM10 193V192H9ZM30 195H29V194ZM102 194L101 195V200L103 199L104 201H99V199H100V196L98 195V194ZM116 193L117 194H120V195H116ZM133 193H135V195L133 194ZM150 193V194H149ZM187 193V195L189 196V198H187V195H185ZM104 194H107L106 196H104ZM127 194V196H123V195H126ZM131 194H133V195H131ZM148 194V195H147ZM160 194V195H159ZM166 194V195H165ZM179 194V195H178ZM19 195V196H18ZM21 195V196H20ZM83 195H85V194H83ZM122 195V197H120ZM132 197V198H130V196ZM183 195H185V198L187 199H185L184 198V196ZM192 195V196H191ZM25 196H27V197H25ZM86 196V195H85ZM110 196V197H109ZM129 196V197H128ZM133 196H136V198L138 199H136L135 197H133ZM140 196V197H139ZM148 198H147V197ZM152 196V197H151ZM158 196L160 197V198H158ZM168 198H167V197ZM190 196H191V198H192V200H191V198H190ZM204 196H206L205 194H204ZM21 199H24V198H26L27 200H21ZM23 197V198H22ZM29 197V198H28ZM34 197V198H33ZM106 197H108L109 199H106L105 200V198ZM119 197V198H118ZM124 197V198H123ZM128 197V198H127ZM17 198V199H16ZM97 198H99L98 200H97ZM111 198H113V200H111V202L109 201L108 202V206H107V202H105V201H108V200H110ZM117 198H118V200H117ZM126 198V199H125ZM135 198V199H134ZM151 198V199H150ZM196 198V199H195ZM204 198H209V197H204ZM120 199H122V201H125V200H132V199H134V200H132V201H134V202H132V201H125V203L127 202V204H126V206H125V210L128 212L130 209H136L137 211L136 212H138L137 213V215H136V212H135V214L134 215H136V216H134V217H136V218H134L132 215H131V212L132 211H130V212H128V213H130V216L133 218H130V216L127 214V212L124 210V209H121V208H123L122 207V205L124 206V204H121L122 203V201H120L121 203H118L119 202V200ZM124 199V200H123ZM149 199V200H148ZM182 199H185L184 201L182 200ZM196 200V201H194V200ZM19 200V201H18ZM36 201V202H33V201ZM116 200V201H115ZM139 201V203H138V205H137V201ZM149 202H148V201ZM182 200V201H181ZM190 200L192 201V202H190ZM206 199H204V201H205ZM9 201V202H8ZM20 201H22V202H20ZM26 201L29 203H26ZM32 201V202H31ZM79 201H81V202H79ZM88 201H90L89 203L90 204H88ZM113 201H115V202H113ZM142 201V203L140 204V202ZM147 201V202H146ZM152 201V202H151ZM194 201V202H193ZM206 201H208V200H206ZM237 200H235L234 202H232V204L231 205H227V206H224V216H226V214L227 213H225V212H229V211H231V208L234 210V212H236V213H234V212H232V213H234V214H236V219H238V216H239V212H237V209H238V203L236 202ZM31 202V203H30ZM75 202V203H76ZM99 202V203H98ZM130 202H132L131 204H129ZM151 202V203H150ZM191 204H190V203ZM21 203H23V204H21ZM78 203L77 204H74V206H77L78 205ZM83 203V204H82ZM94 205H93V204ZM106 203V204H105ZM109 203H111V204H113V203H115V204H113L111 207L113 208L114 206H116L117 208H119V207H121V208H119L120 209V211H123L124 210V214H123V212H120V211H117L118 209H116V207H114L112 210L111 209H109V208H111V207H109V205H111V204H109ZM118 203V204H117ZM134 203V204H133ZM135 203H136V205H135ZM143 203H146V204H143ZM147 203H148V207H150V209L147 207ZM156 203V204H155ZM186 203H188L187 204V206H186ZM194 203V205H192ZM237 203V204H236ZM14 204V205H13ZM21 204V205H20ZM25 204V205H24ZM31 204V205H30ZM82 204V205H81ZM92 204V205H91ZM103 205V207L102 208H106V207H108V209L110 210V211H117V213L115 212V214H114V212H113V214L112 215H115L116 217H114L113 218V216L110 218V216H108L107 217V215L109 214H111V213H107L109 210H107V208H106V210L105 211H107V212H105L102 208H101V206ZM120 204V205H119ZM131 205V206H129V205ZM153 204H155V205H153ZM196 204V205H195ZM9 205H7V207H9ZM17 205V206H16ZM64 205H66L67 206V204H64ZM88 205H89V207H90V205L92 206L91 208H89L88 207ZM104 205H105V207H104ZM119 205V206H118ZM133 205H135L136 207L134 208V206ZM141 205V207L139 208L138 206H140ZM143 205V206H142ZM155 207H153V206ZM159 207H158V206ZM192 207V208H190L189 209V207L190 206ZM200 205V204H199ZM213 204H212V202H211V204L209 205V206H212ZM237 205V206H236ZM15 206V207H14ZM84 206V207H83ZM96 206H97V208H96ZM128 206V208L126 209V207ZM209 206H207V207H209ZM231 206V207H230ZM234 208H233V207ZM236 206V207H235ZM24 207V208H25ZM58 207V206H57ZM86 207H87V209H86ZM95 207V208H94ZM131 207V208H130ZM186 207H187V209H186ZM194 207H199V209L198 210H196L195 211V209H194ZM212 207H214V206H212ZM212 207H210L211 208V211L214 209V208H212ZM148 208V209H147ZM209 208V209H210ZM226 208V209H225ZM228 208V209H227ZM236 208V209H235ZM77 209V208H76ZM79 209H77V211L80 213V210ZM89 209L90 210H93V211H95L96 209H98L97 210V212L95 211V212H91V211H89ZM138 209H141V210H138ZM152 209H154V210H152ZM158 209V210H157ZM189 209V210H188ZM204 209V208H203ZM87 210V211H86ZM146 210H148L147 212H146ZM160 210H161V212H160ZM169 210V211H170ZM187 212H186V211ZM201 210V211H200ZM226 210V211H225ZM236 210V211H235ZM104 211V212H103ZM109 211V212H110ZM135 211V210H134ZM150 211V212H149ZM214 211V210H213ZM91 212V213H90ZM118 212H119V215H118ZM143 214L144 212L146 213V215L145 214H141V213ZM156 212V213H155ZM160 212V213H159ZM199 212H197V213H199ZM95 213V214H94ZM121 213V214H120ZM126 213V214H125ZM140 213V214H139ZM147 213H149V214H147ZM163 213V216H164V214H165V216H164V218L162 219L161 217L159 218L158 216H160V214H162ZM187 213V214H188ZM208 213H209V216H210V214L212 215V212H207V215H208ZM3 214L6 216H4L3 217ZM107 214V215H106ZM133 214V213H132ZM152 216H151V215ZM234 214H232V215H230V213L229 214H227V215H229V217L228 216H226L227 218H226V221H230L231 222V220H232V218H234ZM81 215V214H80ZM80 215L78 216L79 218H80ZM90 215H82L81 216V218H80V221L82 220H84L85 219V217H86V219L89 217L90 218ZM118 215V216H117ZM146 217H145V216ZM147 215H148V218L151 216V220L153 219L154 221V223L150 220V218H149V220H147L148 218H147ZM196 215V214H195ZM122 216V219H124V220H122L121 218L119 219V217H121ZM142 216H143V221H142ZM162 216V215H161ZM232 216V218H230ZM84 217V218H83ZM124 217V218H123ZM145 217V218H144ZM194 217H195V219H194ZM194 217H191V219L193 218V222L195 223V221H196V216H194ZM212 217V216H211ZM261 217V216H260ZM259 217V218H260ZM29 217L27 216V218H25V217H22V220L21 221H25V222H28L29 221V219H28ZM98 218H99V223H97L98 222ZM107 218H109L110 220H111V222H110V220L109 219H107ZM141 218V220H139ZM158 218V219H157ZM208 218H210V217H208ZM231 220H230V219ZM3 219L4 220H6L8 223H7V225L5 226L4 224H5V222L3 221ZM12 219H14L13 217H11V220ZM100 219H101V221H100ZM113 219V220H112ZM156 219V220H155ZM159 219H160V221L162 220L163 221V223H164V225H162V222H160L159 223ZM168 219V218H167ZM166 219V220H167ZM28 220V221H27ZM136 221V220H138L139 221V225L137 224V226H136V223H138V222H133V221ZM158 220V221H157ZM234 220H235V218H234ZM234 220H233V222H234ZM78 221H79V219H78ZM86 220H84L83 222H85ZM104 221H106L105 223H104ZM122 221H124V224L122 223ZM149 221H151V222H149ZM225 221V217H224V220H223V222ZM235 221H237V220H235ZM259 223H258V222ZM66 222H67V224H66ZM102 222V223H101ZM114 222H115V224H114ZM144 222V223H143ZM181 222V221H180ZM230 222H228L227 224H229ZM232 222V223H233ZM261 222H262V225H260L261 224ZM101 223V224H100ZM113 224L111 227V229H112V232H111V230H110V228H108V229H104L103 227H108V225L106 226V224ZM132 223H134L133 225H132ZM145 223H147V224H145ZM151 225H150V224ZM226 223V222H225ZM234 223H236V222H234ZM234 223L233 224H229V226L228 227H226L225 225V227L223 226V228H222V230H224L225 229V232H226V234H225V237L227 236V235H229L230 234V236H227V237H232V238H227L226 237V239L228 240V242L225 240V238L223 239V240H225V242H226V244L224 245L223 244V242H222V240H220V238H219V234H220V232L222 231H216V230H214L213 228L210 230L209 229V231H212L211 233L212 234H210V232H209V234L212 236L213 234H215V238L217 237V239H213V241L216 243L217 241L219 242V241H221V243L220 244H223V245H221V246H217L218 245V242H217V244H216V246H214L215 244H214V242L212 241V240H210L209 242L208 241H205L206 239H204L203 238V241H205V244L204 243H200L199 242V239H197L198 240V242H197V244L195 243L196 241V239H193L194 237L192 236V232H187V233H189V235L188 236H192V239L194 240V243L196 244V245H194V244H192L193 246H191V244H190V242H192V240L190 239V241L189 240H187L186 241V243L185 244H190V250H188V252H187V249H189V248H187V247H189V245H185L184 243H182L183 245H185V246H187L186 247V251H185V246L182 248V251L186 254V256H185V259L187 260L188 258H187V256L189 257V256H191L190 254L191 253H193L192 254V257L190 258V261L191 260H193V259H197L198 260V262L200 261V263H198V264H206V262L204 263V261L208 258V255H209V253H210V255L209 256H215L216 255V257H214L215 258V260L216 259H219L220 260V262L218 261V260H216V261H218V263H220V264H224L225 262V264H233L234 263V261H236L237 262V264H238V259L239 258H242V255L244 254H242V253H240L239 254V250L243 247V246H241L242 245V243L244 244V242H242L243 241V239L241 240L240 238L242 237H239L240 235L239 234H241V231H237V229H235V228H237L236 226L240 223V221H239V219H238V221H237V225L235 226L234 225ZM259 224V226L261 227V228H264V220H256V223L255 224ZM66 224V225H65ZM100 224V225H99ZM105 224V225H104ZM130 224V225H129ZM144 224H145V226L146 227H149L150 228V230H148L149 228H146L145 226H144ZM157 224V226L154 228V226ZM159 224H161L162 225V227H164L163 229L161 228V225H159ZM258 224L257 225H254V222H253V224L252 225H254L255 227H257V228H255V229H253V228H251L250 229V234L252 235V236H250V238L252 237V242H251V244L248 246L249 248H247V249H245L244 247H243V251H242V249L240 250L241 252H245V253H248V254H250L249 256L251 257V259L253 258V256L254 255H257V257L259 258V262H260V264H264V252H263V249H264V233H262V232H264V231H261V229H259V226H258ZM63 225H65V226H63ZM90 225V226H89ZM102 226V230L101 229H98L99 227L98 226ZM115 225V226H114ZM123 225V226H122ZM124 225H125V227H124ZM128 225H129V227H128ZM150 225V226H149ZM232 225H234L235 226V228H230V226H232ZM88 226V227H87ZM98 228H97V227ZM113 226H114V228H115V230L113 229ZM127 226V227H126ZM135 227L136 226V228L138 227V226H141L142 228H143V231H142V228L140 227V229H139V227H138V229H136V228H134L132 231L130 230V228H133V227ZM160 226V227H159ZM31 227V226H30ZM42 227H45V228H42ZM62 227H63V229H62ZM65 227H66V229H65ZM67 227H68V229H67ZM90 227V228H89ZM95 227H96V229H97V231H96V233H98V230H100L99 231V233L98 234H100L101 233V235H99L98 236V234L96 235V234H94L95 232H92V231H95L96 229H95ZM117 227V228H116ZM233 227V226H232ZM239 228L241 227V225L239 224V226H238ZM5 228L8 230L9 229V231H7V230H5ZM22 228H24V230H22ZM123 228V229H122ZM161 228L163 231H161V229L159 230V229ZM226 228L227 229H229V230H227L226 231ZM238 228V229H239ZM4 229V230H3ZM72 229V230H71ZM77 229H79V230H77ZM91 231H90V230ZM95 229V230H94ZM103 229H104V233L105 234H102V232H103ZM145 229H147L146 231H147V233H146V231H144ZM158 229V230H157ZM193 230H194V228H192ZM233 229H235L236 230V232L233 230ZM241 229V228H240ZM259 229V231L258 232H261V234L260 233H258L257 232V230ZM28 230V231H27ZM110 230V231H109ZM121 230V231H120ZM122 230H124V231H122ZM135 230H137V231H135ZM140 230H141V232H140ZM256 231V233H255V231ZM3 231V232H2ZM22 231H25V232H22ZM31 231V232H30ZM43 231H41V233H43ZM75 231V232H74ZM76 231H78V234L76 233ZM85 231H86V233H85ZM90 231V232H89ZM120 231V232H119ZM131 231V232H130ZM150 231H152V232H150ZM156 231V232H155ZM213 231H216L217 233L219 232V234L217 235L216 234V232L214 233ZM229 231V232H228ZM234 231V232H233ZM254 231V232H253ZM2 232V233H1ZM5 232V233H4ZM10 234H8V233ZM20 232L21 233H23L24 234V236H22L21 237V235L22 234H20ZM30 232V233H29ZM51 232V233H50ZM59 232H62L61 234H62V237H63V234H64V238H66V241H65V239H64V241H63V239H62V237H61V234L59 235L58 233ZM67 232V231H66ZM74 232V233H73ZM115 232H117V233H115ZM123 232V233H122ZM135 232V233H134ZM143 232V233H142ZM153 232H155V234L153 233ZM251 232H253V233H251ZM29 233V234H28ZM39 233H40V231H39ZM48 235H47V234ZM58 234L60 237L58 238V240L60 239L61 241L60 242H64V245H63V243H59V241L58 240H56V234ZM76 233V238H75V236H73L74 234ZM87 233L89 234L88 236H87ZM93 233V234H92ZM110 233V234H109ZM115 233V234H114ZM120 233V234H119ZM126 233V234H125ZM146 233V234H145ZM151 233V234H150ZM173 233H175V234H173V235H176V238H177V240H178V238H179V233L177 232H173ZM222 233H224V232H222ZM228 233V234H227ZM234 233L235 234H238L237 235V237H239V238H237L236 237V235L234 236ZM260 234L259 235V237H258V234ZM4 234V235H3ZM6 234L9 236V239H10V242L8 241L9 239L6 237ZM32 234H33V236H32ZM54 234H55V236H54ZM109 236H108V235ZM122 234V235H121ZM125 234V235H124ZM154 234V237L152 236ZM157 234V235H156ZM232 234V235H231ZM253 234H255V235H253ZM43 235V234H42ZM58 235H57V237H58ZM77 235L79 236L78 238H80L82 241H77L76 239H77ZM93 235H95V236H93ZM116 235V236H115ZM121 235V236H120ZM150 235L152 236V237H150ZM159 235L162 237L163 235V237H162V239L163 240H160V241H164V244H162L160 241H157L156 239H160V237H159ZM170 235V234H169ZM177 235H178V237H177ZM2 236H3V239H2ZM31 236V237H30ZM39 237V238H37V237ZM54 236V237H53ZM67 236H68V238H69V240L67 239ZM72 236L74 237L73 239H72ZM90 236H91V238H92V236H93V239H91L90 238ZM99 237V238H97V237ZM106 236H107V238H106ZM119 238H118V237ZM147 236V237H146ZM4 237H6L5 239H4ZM34 237H36V238H33ZM103 237V238H102ZM108 237L110 238V239H108ZM125 237V238H124ZM128 237V238H127ZM148 237H150V238H148ZM214 237V236H213ZM21 238V239H20ZM23 238H25V239H23ZM31 238V239H30ZM48 238V237H47ZM53 238H55V240L59 243V245L57 244V242L56 241H54V239ZM71 238V239H70ZM114 240H113V239ZM119 240H118V239ZM124 238V239H123ZM166 238V239H167ZM219 238V239H218ZM236 238V239H235ZM36 239V240H35ZM89 239H90V241H89ZM112 239V240H111ZM126 239H128V240H126ZM136 239V240H135ZM152 239V240H151ZM156 241H155V240ZM238 239V240H237ZM241 240V245H239V242H240V240ZM39 242H38V241ZM43 240V241H42ZM52 241L51 243H47L48 244V246L51 244V246H49V248H48V246H47V244H46V241ZM76 240V241H75ZM89 242H88V241ZM94 240H98L97 242L96 241H94ZM106 240H108V241H106ZM124 240V241H123ZM141 240V241H140ZM144 240V241H143ZM149 240V241H148ZM154 240V242L155 243H152V241ZM176 240V239H175ZM217 240V241H216ZM230 240V241H229ZM3 241H1V243L3 242ZM9 243H8V242ZM22 241V242H21ZM29 243L30 242V244H31V242H32V244H33V246L35 247L34 248V250H32V249H30V247L31 248H33L31 245H28L27 243ZM37 241V242H36ZM71 241H72V243H71ZM88 242L89 243V245H88V243H85V242ZM92 241V242H91ZM102 241V242H101ZM118 241V242H117ZM127 243H126V242ZM138 241V242H137ZM203 241H201V242H203ZM232 241V242H231ZM253 241H255L256 243H258V244H255V243H253ZM18 242V243H17ZM21 242V243H20ZM36 242V243H35ZM43 242H45V243H43ZM82 242H83V244H82ZM129 242V243H128ZM132 243V245H131V243ZM142 242V243H141ZM156 242H158V243H156ZM159 242L161 243V245L159 244ZM165 242H166V244H165ZM187 242H189V243H187ZM210 244H213V246H210L208 243ZM213 242V243H212ZM224 242V243H225ZM238 244H237V243ZM8 243V244H7ZM16 243V244H15ZM38 243V244H37ZM57 244L58 245V247H57V245L55 246L54 244ZM68 244V246L66 247V245ZM78 244V245H76L75 246V244ZM81 243V244H80ZM91 243V244H90ZM108 243V244H107ZM111 243V244H110ZM120 243H122V244H120ZM135 243V245H133ZM173 243V242H172ZM208 245H207V244ZM230 245L231 243H234V244H232V245H230V246H228V244ZM3 244L4 243H2V245L0 246V248L2 249L3 247ZM46 244V246H44ZM71 244V245H70ZM72 244H74V246L72 247ZM96 244H98V246L96 245ZM102 244V245H101ZM128 244H130V246H128ZM177 244V243H176ZM198 244H201V245H198ZM203 244V245H202ZM236 244V246L234 247L233 245H235ZM252 244H255V245H261L262 246V248H261V246L258 248V246L256 247L255 245L253 246ZM52 245L54 246V247H52ZM63 245V247H61ZM92 245H94V246H92ZM122 245V246H121ZM164 245V246H163ZM165 245H167V246H165ZM204 245H207V247L209 248V249H206L205 247H204ZM240 246V247H237V246ZM18 246H16V247H18ZM25 246V247H24ZM27 246V247H26ZM28 246H30L29 248H28ZM39 246V247H38ZM41 246V247H40ZM80 246V247H79ZM83 246H85V247H83ZM87 246V247H86ZM101 246V247H100ZM124 246V247H123ZM127 246V247H126ZM196 246V247H195ZM197 246H199V247H197ZM203 246V247H202ZM252 246V247H251ZM18 247V248H19ZM55 247H57V248H55ZM62 249H61V248ZM77 247V248H76ZM79 247V248H78ZM102 247H103V249H102ZM107 247V248H106ZM129 247V248H128ZM135 247V248H134ZM161 247V248H160ZM194 247H195V249H194ZM211 247L213 248H215V250H214V248L211 250ZM226 247V248H225ZM236 247L238 248V249H236ZM250 247H251V251H252V249H253V254L252 253H250ZM254 247H255V249L256 250H254ZM26 248H28V249H26ZM39 248V249H38ZM47 248V249H46ZM51 248H53V250L51 249ZM64 248V249H63ZM73 248H74V250H73ZM80 248H83V249H80ZM90 248V249H89ZM116 248V250H114ZM126 248V249H125ZM167 248V249H166ZM202 248H205V249H202ZM230 248V249H229ZM231 248H235L233 251H232V249ZM0 249V250H1ZM24 249V250H23ZM31 250V253H27L26 251H28V250ZM52 250V253L53 252H56V253H54V254H56L57 256H59V258L56 256V255H54V254H49L50 253V250ZM60 249V250H59ZM67 249V250H66ZM69 249V250H68ZM70 249L72 250V253H71V251H70ZM85 249V250H84ZM92 249V250H91ZM97 249V250H96ZM131 249H132V251H131ZM229 251H228V250ZM260 249L262 250V251H260ZM30 250L28 251V252H30ZM45 250V251H44ZM56 250V251H55ZM59 250V251H58ZM103 251V250H105V251H101V252H99V253H97L96 251ZM172 250V249H171ZM193 250V251H192ZM202 250L204 251L205 250V253H203L202 252ZM246 250H247V252H246ZM2 251V250H1ZM0 251V254L2 253V254H4L3 252H1ZM13 251V252H12ZM42 251V252H41ZM76 253H74V252ZM82 251H83V253H82ZM113 251V252H112ZM189 251L191 252V253H189ZM200 251V252H199ZM206 251H208V252H206ZM213 251H215V253L213 252ZM232 251V252H231ZM236 251V252H235ZM258 253H257V252ZM10 252V251H9ZM44 252V253H43ZM61 252V253H60ZM66 252V253H65ZM81 252V253H80ZM95 252V253H94ZM105 252V253H104ZM108 252V253H107ZM130 252V253H129ZM144 252H145V254H144ZM173 252V251H172ZM196 252H198V253H196ZM229 254H228V253ZM236 254H235V253ZM256 252V253H255ZM13 253H14V255H13ZM25 253H26V255H25ZM33 253V254H32ZM39 253H41V254H38ZM69 253V254H68ZM80 253V254H79ZM94 253V254H93ZM104 255H103V254ZM107 253V254H106ZM136 253V254H135ZM143 253V254H142ZM187 253H189V255L187 254ZM231 253V254H230ZM233 253H234V256H232L233 255ZM239 254V256H238V254ZM1 254V256L2 257H4L3 255ZM6 254H4L5 255V257H7V258H9V256H6ZM31 255V256H29V255ZM46 254H47V256L49 255V258H48V260H47V257H46ZM82 254H85L86 255V258L88 259H86L85 258V255H82ZM99 254H100V256H99ZM140 254V255H139ZM147 254V255H146ZM196 254V255H195ZM218 254V255H217ZM248 254H246V255H248ZM251 254H252V256H251ZM37 256V257H35V256ZM45 255V256H44ZM60 255H62L63 257H61ZM67 257H66V256ZM72 255H73V257H75L76 258V261H75V258H73L72 257ZM103 255V256H102ZM145 257H144V256ZM202 255V256H201ZM245 254L243 255V257L244 256H246ZM15 256V257H14ZM26 256V257H25ZM28 256V257H27ZM33 256H34V259H33ZM39 256L41 257L42 256V258H40L41 260L39 261L37 258H39ZM82 256V258H80ZM132 256H134V257H132ZM138 256V257H137ZM139 256H142V257H139ZM194 256H195V258H194ZM197 256V257H196ZM198 256H199V258H198ZM218 256H220L219 258H218ZM231 256V257H230ZM14 257V258H13ZM21 257H23V261L25 262V261H27V263L25 262H23L22 261V259H20ZM24 257H25V259H24ZM31 257V258H30ZM53 258V260H52V262L51 261H49V260H51V258ZM55 257V258H54ZM65 257V258H64ZM88 257H90V258H88ZM173 257L174 256H172V258L170 257V258H167V259H173ZM207 257V258H206ZM227 257V258H226ZM6 258V259H7ZM26 258H28V260H26ZM30 258V259H29ZM62 258V259H61ZM64 258V259H63ZM79 258H80V260H79ZM95 258V259H94ZM136 258H138V259H136ZM141 258V259H140ZM193 258V259H192ZM238 258V259H237ZM10 259V258H9ZM39 261H37V260ZM44 259H46V260H44ZM84 259V260H83ZM91 259V260H90ZM144 259V260H143ZM166 259V258H165ZM165 260V262L166 261H168V260ZM204 259V260H203ZM237 259V260H236ZM250 259V258H249ZM34 260H36L37 261V263H36V261H34ZM87 260V261H86ZM90 260V261H89ZM186 260H184V261H186ZM197 260H195V262H189V259H188V264L190 263V264H192V263H195V264H197ZM214 260V259H213ZM222 260V261H221ZM20 261H22V262H20ZM31 263H30V262ZM96 261V262H95ZM138 261V262H137ZM140 261V262H139ZM143 261V262H142ZM146 261V262H145ZM202 261H203V263H202ZM216 261H214V262H216ZM66 262V263H65ZM68 262V263H67ZM77 262H79V263H77ZM106 262V263H105ZM108 262V263H107ZM187 262V261H186ZM208 262V261H207ZM236 264V263H235Z\"/></svg>", "mask_w": 264, "mask_h": 264}]
</instances>
